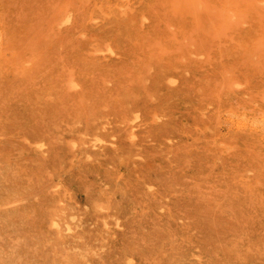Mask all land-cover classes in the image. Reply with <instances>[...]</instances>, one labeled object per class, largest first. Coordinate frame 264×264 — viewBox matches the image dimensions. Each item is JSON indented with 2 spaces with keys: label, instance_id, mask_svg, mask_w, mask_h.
Masks as SVG:
<instances>
[{
  "label": "rangeland",
  "instance_id": "1",
  "mask_svg": "<svg viewBox=\"0 0 264 264\" xmlns=\"http://www.w3.org/2000/svg\"><path fill=\"white\" fill-rule=\"evenodd\" d=\"M151 1L152 0H150V1L149 0H6V1H4V2H6L4 4H3V0L0 2V18H1V20L3 19V17L5 18L2 20V22H0V24L5 26V28L2 25L0 26V33H2V34L4 33L3 36H2V34H0V42H1V47H0V65H1V67H0V137H1V141H0V144H2V146H0V151L2 150L1 151L2 155L0 154V162L3 161L2 164L0 163V166H1V169H0L1 170V173H0V178H1L0 179V188H1L0 192L7 193V191L9 190L10 192L13 191L12 194L15 195L14 191L17 190L16 191L17 194L15 195V198H16V196H17V198H19L17 200L14 198L15 201H12L13 198L6 199L10 193L9 191H8V195L6 197L4 194L2 197L1 196L2 193H0V196L2 197V198L0 197V199H1L0 203L4 200L5 201L8 200L9 204H10L9 201H11V203H13L12 205L10 204L12 207L10 205H8L7 201H6V203L4 202L5 206L0 205V212H3V213H0V219H3V220H0V222H1L0 223V234L2 236L4 235L6 237L5 238L3 236L4 237L3 238L0 236V238H2V239H0V249H1V251H0V264H2V263H7V264H13V263L14 264H42L41 261H43L44 264H47V263H45L47 261V258H49V261H47V262H49V264H50V262L52 264H55L57 261L58 262L56 264H61L60 261L62 262V264H64V261L68 262L67 264H74V263L75 264H77V263L81 264L83 262V260L86 261L87 259H88V261L87 262L84 261L83 264H85V263L89 264L90 262H93V264H97V263L103 264L104 260L107 261L106 264L107 263L112 264V260L110 261V259H113V262H114L113 264H118V263L123 264V262H124V264H148L150 261L153 262L154 264L155 263L158 264L157 262H160L161 264H166V260H164V259L167 258L166 257L167 255L170 258V259L167 258V260L168 259L170 260V261L169 260L167 261L168 264H169V262H171V260L173 261V262H171V264H175V263L180 264V262L181 263L183 262V264H186V263L189 264V261H192V263H193V261L196 262L197 260L198 261L196 263L194 262L195 264H206V263H208V262H202V259H204V261H209V262L212 261L210 264H213L214 262H215L214 264H219V263L220 264H237L238 262H240L238 264H243V263L249 264V262H250V264L251 263L252 264L253 263L254 264H258V263L264 264V261H263L264 260V257H263L264 254H261V253H264V248H263L264 245L261 244L262 243L261 240L258 241L259 239L263 238V242H264V237H262V235L264 234V230H263V228H264V222H263L264 216L262 215L261 212H260V214L262 216L258 212L259 210L264 211V207L259 208V210H258V208H256L258 206L260 207V205L264 206V203L262 204V200H264L263 199L264 197L261 199L257 198L258 197L257 195H260L259 198L261 196H264V188H263L264 187V185H263L264 180L261 179V178H264V176H263L264 173H262V172H264L263 171L264 170L263 169L264 168L263 167V165H264V163H263L264 162V158H263L264 157V151H263L264 150V136H263L264 135V107L262 106V105H264V86H263V84H264V78H263L264 77V73H263V70H264L263 69L264 68V0H153L152 2ZM121 6H122V8H121ZM127 7H129V8L127 9ZM145 7H148V8H145ZM107 9H109V10H107ZM115 9L117 10V12L115 11ZM229 10H231V12ZM114 11L116 14H118L116 16L120 19L117 20V18L115 17ZM133 12H134V14L136 13L135 15L137 18H134L135 16H134ZM229 12L231 14H229ZM113 13H114V16H113ZM122 13H124L123 16H121ZM111 14L113 17H111V20H109L110 19L109 16H111ZM126 15L127 16L129 15L128 17H130V18L127 19V17H124ZM131 15L133 16V18ZM121 17L124 19H121ZM126 19H127V21L129 19H131L132 21L130 22V20H129L128 22L130 24L131 23H133V24L127 25L129 23L126 24V22H125V24H126L125 25L123 23L124 21L121 22V20H126ZM135 19L140 23L139 26H138V22ZM135 25L137 27L142 26L140 28V31H138L139 28L138 29H136L137 27L134 28ZM1 28L3 30L5 29L4 32H2L3 30ZM167 29H169L170 31L169 30L167 31ZM135 31H137V33ZM166 31H167V33H166ZM140 32H142L141 36L139 35L137 37L136 35L140 34ZM168 33L170 35H168ZM132 34H134V36ZM129 35H130V40L128 39ZM160 35H163V37ZM252 36H253V38H252ZM140 37H142V39H140ZM132 38L134 40H132ZM161 38H163L164 40ZM125 39H126V41L128 40L129 42L128 41L125 42ZM135 39L137 40L136 42H135ZM246 39H247V41H246ZM141 40H142V42L140 43ZM131 41L134 42V44L133 43L131 44ZM153 41L155 42V44H157L156 46L154 45ZM250 41H251V43H250ZM163 42L165 43L166 46L164 45ZM108 44L110 45V48H111L110 50L108 48L109 47ZM141 44H142V46H141ZM101 45L103 47L106 45L105 49L102 48ZM230 46H231V48H230ZM152 47H154V48H152ZM169 47L172 49H169ZM221 47L223 50H225V49H228V50H225V52H223V50L221 49L222 51H220ZM139 48H142V49H139ZM163 48L167 52H165ZM133 49H136V50H133ZM158 49L160 50V54L162 53L161 56L159 53H157L159 51ZM126 50H128V51H126ZM179 50H181L180 51L181 53L183 50L185 52L182 54V56H180L178 58V57H176V55L179 53L178 52ZM130 51H131V53H130ZM138 51H140V54H137V53H139ZM169 51L171 53L170 56L175 55V58H174V56H171L173 58H171L169 56ZM174 51H175V53H174ZM124 52H125V54H124ZM134 52H135V54L138 55V57L140 59L139 58L135 59V57H137V55L135 56ZM186 52H187V54H186ZM147 53L148 54L150 53V54L147 55ZM152 53H153V55H156V53H157V55H156L157 58L159 55V58H158L159 61L157 60L156 56L154 57L152 55ZM181 53H179V54H181ZM145 54L150 57V58H148V60L152 61V63L148 62L147 56ZM179 54H178V56H179ZM184 54L187 56L184 57L185 56ZM198 54H199V56H198ZM132 55H134V59L131 58ZM141 55H143V56H141ZM208 55L212 59V61H211V59L209 60ZM190 57L191 58L194 57L193 58L194 60L192 59L189 61L188 59H190ZM207 57H208V60L211 61L210 63H209V61H207ZM218 57H221V58H219V61H218ZM153 58H155L157 63H155L156 61ZM195 58L203 66L202 70L200 68L202 66H200V64L197 65L198 64L197 61L194 62ZM83 59H86V60H83ZM137 59H138V61L144 60L141 62V63L144 62L142 64L144 66L140 65L141 64L140 62L138 65ZM174 59H176L178 63H176V60L174 62ZM213 59L215 61L217 59V61L215 62ZM81 60L84 62H81ZM123 60L125 62H128V61L130 62L131 60L132 61L134 60L133 61L134 65L132 66V68L134 67L136 69L133 68L132 70H129L130 67L129 68H127V67H128V65L129 66L132 65V64L130 65V63H132V61L130 63L129 62L125 63ZM165 60H166V62L164 63ZM75 61L77 63L76 66H75L76 63L74 64ZM87 61L90 63H88ZM122 61H123V63H121V64L122 65L125 64L123 66L126 67V69L124 67V69L126 70L124 72V74L122 71L121 72L117 71V70L121 69V68L117 67L118 66L117 64H119V66H121L120 63H118V62H122ZM172 61H173V63H172ZM185 61L186 62L189 61V63L191 65L188 62H187L188 63L187 64ZM79 62H81V63H79ZM184 62H185V65H184ZM203 62L207 63V65H203L204 64ZM214 62L217 63V66ZM162 63H164V64H162ZM211 63H213L214 65H210ZM229 63H230V65H229ZM79 64H84V66L86 64H89V65L85 66V67H83V65H80V68H79ZM114 64L116 65V67ZM166 64H170L171 66L166 65ZM173 64L175 66L176 65L177 66L175 67ZM192 64L193 65L195 64L194 65L195 67ZM135 65H136V67H135ZM165 65L168 67L170 66V67L169 68L165 67ZM189 65H190V67H189ZM209 65L213 68L210 69ZM259 65H260V67H259ZM96 66H97V70H96ZM123 66H121V67H123ZM178 66L182 67V68H179ZM218 66H219V68H218ZM220 66H221V68H220ZM234 66L237 67L238 70L235 71ZM73 67L74 68L76 67L75 70L76 71L78 70V71L75 72ZM98 67H99V69H98ZM101 67H102V70L100 69ZM139 67L142 69V71H140L141 69ZM171 67L173 68V69H171L173 71L170 70ZM222 67L224 68L223 70L226 71V73L230 69H232L230 71H232V72L234 71V73H230V75H229V72H228L226 74L222 70ZM242 67H244L245 70H243ZM111 68L112 69L115 68V69H113L115 74L113 73V70ZM225 68H227V69H225ZM241 68L243 71L241 70ZM259 68H261V69H259ZM105 69H106V72L104 73L105 80H102V81H104V82H102L101 79H104L102 76H103V72L105 71ZM108 69H110V70L108 71ZM157 69L159 71H157ZM179 69L181 71H179ZM191 69H194V70H191ZM213 69H215V70H213ZM217 69H220L223 73ZM98 70H101V72L100 71L98 72ZM121 70H123V68ZM133 70L134 71L138 70V72H133ZM151 70H152V72H156L157 75L154 73H151ZM196 70H198V72ZM129 71L130 72L132 71L131 73H133L134 75H136L138 73L137 75L140 76L141 78L136 76L138 78V79H136V77L134 75L132 77V74ZM176 71H177V73H175ZM199 71H201V72L204 71V72L199 73ZM81 72H83V74L85 72L86 73L88 72L87 73L88 75H86V73H85V75H83ZM116 72L121 73L120 74L121 78L119 77L118 73H116ZM166 72H169V73L167 74ZM191 72L193 75L190 74ZM196 72H197V74H201V75L195 74ZM243 72L244 73L247 72L246 75H248V77L249 76L250 77L248 78L245 75L247 77V79H246V77L243 76ZM99 73H102V74H99ZM203 73H204V75H206L205 78L204 77L202 78ZM240 73H242V76L239 75ZM109 74L113 77H111ZM125 74L126 75L129 74L131 78L129 76H126ZM213 74H214V76H211ZM232 74L233 75L237 74L239 76L235 77L236 78L235 80H234V78H232V81H231V80H229V78L233 77ZM69 75L71 76V78H69ZM75 75H77V76L75 77ZM91 75L93 76V79H92ZM105 75H108L107 80H106ZM121 75L123 77L126 76V78L124 77L125 80ZM152 75H155V78ZM185 75H186V77H185ZM216 75H221V76L218 77ZM83 76L84 77L89 76L88 79L85 78L88 82L84 79ZM115 76L116 77L118 76V78H115ZM100 77H101V79H100ZM193 77H194V80H193ZM211 77H212L213 81H212ZM214 77H216V78H214ZM221 77H222V79L220 80ZM242 77L245 79H242ZM74 78H76L77 80ZM95 78L97 80H100V81H98L99 83L96 81ZM134 78H135V80H134ZM152 78H153V80H152ZM197 78H199V79H197ZM111 79H114V80H111ZM121 79H122V81H121ZM195 79H197V80H195ZM200 79H202V81ZM217 79H219V80H217ZM248 79H250V81ZM70 80H72V81H70ZM92 80H94L95 82ZM108 80H110V81H108ZM139 80H141V83H143V85L140 82L137 84V82ZM199 80L201 81L200 83H199ZM203 80H205V82H203ZM215 80H216V82H214ZM247 80H248V82H246ZM111 81L114 82V83L112 82L114 84V86L121 84L123 82L121 84V86H123V88L120 85H118L120 87L116 86L117 89L118 88L121 89L120 90L121 93H119L120 92L119 89H118V93L116 92V94H115V91H117V89H113L114 91H112L111 86H113V85H112ZM118 81H121V82L119 83ZM148 81L151 83L150 84L151 86L149 85L150 87H148V84H149ZM196 81L198 83H196ZM69 82L71 83V85H72V83L73 84L75 83V85L70 86V85H68V84H70ZM117 82H118V84H117ZM126 82H128V83H126ZM206 82H207V85H209L208 87H207V85H204ZM211 82H212V84H211ZM226 82H228V83L225 84ZM235 82H238V83H235ZM253 82H256V83L253 84V87H251L252 86L251 84ZM54 83L56 84V86L53 85ZM131 83H134L135 85H132ZM189 83H190V85H189ZM194 83H196V84H194ZM201 83H202V85H201ZM213 83L219 84V85H217V89L219 87L221 92H224V93L218 92V94L221 93V95L219 94L220 95L219 96L217 94V91H219V90L216 89V86ZM247 83L250 86H248V85L246 86ZM90 84H91V86H90ZM139 84L142 87L144 86V89L140 88L141 86ZM161 84L162 85L164 84V86H161ZM165 84H166V86H165ZM236 84H238V85H236ZM50 85H52L53 87ZM97 85H99V86H97ZM102 85H104L103 87H106V88H103V87L101 88ZM124 85H126V88L128 91L125 89ZM137 85H139L140 87ZM210 85L211 86L214 85L215 87L212 86V89H211ZM86 86L88 89L85 88ZM92 86H93V88H92ZM127 86H129V87H127ZM130 86L132 89L130 88ZM98 87H100V89ZM201 87H203V89ZM128 88H130V89H128ZM145 88H146V90H145ZM152 88H154V89H152ZM194 88H195V90H194ZM259 88H260V91L262 93L259 91ZM105 89H108V90H105ZM133 89L135 90V92H133L134 91ZM201 89H202V92H199ZM130 90L132 93L129 92ZM147 90H149V91H147ZM206 90H208V91H206ZM210 90H214V91H210ZM142 91H144V92H142ZM195 91L198 94L199 93L202 95L204 94V96H201L200 94L198 96V94ZM203 91H205V92L203 93ZM246 91L248 93L250 92L251 94L249 93V95H248ZM43 92L45 93V96H44V94H42ZM170 92H171V94H170ZM182 92H184L185 94H183ZM186 92L189 96L186 94ZM253 92H255V93H253ZM258 92H259V95H258ZM181 93H182V95H181ZM206 93H208V94H206ZM172 94H174V95H172ZM175 94H178V95H175ZM209 94L211 95V97H209ZM167 95H169V96H167ZM194 95H196L198 97H195ZM207 95L209 98L207 97ZM254 95H255V97H254ZM256 95L258 96V98H256ZM170 96H172V97H170ZM214 96H217V97L214 98ZM43 97H45V98H43ZM118 97H120L121 101ZM121 97H123L124 100H122ZM161 97H163V99ZM175 97H176V99H175ZM200 97L204 98L205 101H202L203 103H200V100H203V98L201 99ZM28 98H29V100H28ZM30 98H33L34 100L30 99ZM131 98H133V99H131ZM183 98H184V101H183ZM199 98H200V100H199ZM35 99H38V102H36L37 100H35ZM130 99H131V101H130ZM193 99H194V101H193ZM209 99H211V102ZM241 99L243 100V102ZM261 99H262V101H261ZM142 100H143V102H144V100H145V102L147 101L146 105H144L145 103L143 104L141 102ZM169 100H172V101H169ZM190 100L193 103V105L191 102H189ZM207 100H208V102H207ZM218 100L220 101V102H218L219 105H217ZM43 101H44V103H43ZM155 101H157V102H155ZM185 101H186V103H184ZM154 102H155V104H154ZM163 102H164V105H165V103L171 104V105H165V106L161 105ZM178 102H180L179 103L180 106H177V105H179ZM221 102H222V104H221ZM22 103H23V105H22ZM28 103H30V104H28ZM39 103H41V104H39ZM149 103H150V106H148ZM199 103L202 105H200ZM32 104H34V106H32ZM195 104H197V105H195ZM224 104H226V105L224 106ZM27 105H28V107H27ZM30 105L32 107H29ZM158 105H159V108L157 107ZM183 105H184L185 109H183ZM203 105L205 106V108L204 107L202 108ZM216 105H217V107H216ZM141 106L143 107V109L141 108ZM145 106H147V107H145ZM190 106H192V107H190ZM219 106H220V108H219ZM223 106L225 107L224 111H223V108H224ZM154 107H156L157 112L155 111L156 109ZM160 107H163V109L161 108L162 111L160 110ZM177 107H179V108H177ZM189 107H190V109H189ZM193 107H196L197 110ZM240 107H241V110H240ZM148 108L150 110L153 108L154 110L153 111L147 110ZM172 108H173V110H172ZM210 108L212 111L210 110ZM193 109H195L194 112H193ZM170 110H171V112H170ZM217 110H219L218 113H217ZM174 111H176V112L174 113ZM197 111H198V113H197ZM161 112H163V113H161ZM185 112H186V114H185ZM188 112H190V113H188ZM194 113H196V115ZM216 114L218 115V117L222 116L223 119L218 118ZM149 115L150 116L152 115V117H149ZM189 115H191V116H189ZM197 115H198V117H197ZM243 115H245V116L243 117ZM26 116H29L31 119H29V117L27 118ZM146 116L149 117V120H146L147 119ZM178 117H179L180 121L178 120ZM187 117L190 120H188ZM202 117L205 118L206 120H204ZM174 118H177V120ZM209 118L213 119L214 122H212V120H210ZM216 119H217V121L221 120L220 123H218L216 121ZM218 119H220V120H218ZM175 120L179 121V123H177ZM192 120L194 122H191ZM201 120H202V122H201ZM225 120H227V121H225ZM195 122L196 123L198 122V123L196 124ZM205 122H207L208 124H206ZM190 123L191 124L194 123V124H192L193 128L190 125ZM152 124H154L155 126L157 124V126L155 127ZM162 124L164 126H166V128L164 126H163L164 128L158 127L159 125H162ZM198 124H200L201 126ZM209 124H210V126L211 125H213V126L210 127ZM226 125H228V126H226ZM168 126L169 127L171 126L173 130L171 129V127L168 128ZM202 126H204L203 127L204 130L201 128ZM179 127H181V128H179ZM197 127L199 129H197ZM216 127H218V128H216ZM254 127H256L255 131H254ZM232 129H234V131ZM237 129H240V131ZM241 129H243L244 132L247 130L246 131L247 133L245 132V134H242ZM250 129H252V131ZM168 130H170V131H168ZM201 130H203L202 132L204 134H202ZM213 130H214V132H217V133L220 132V133L215 134V133H213ZM217 130H219V131H217ZM230 130H231V132H230ZM249 130L252 132V136H249L251 134V132ZM171 131L174 133H172ZM209 131H211V132H209ZM256 131H258V134L254 133ZM259 131L261 133H259ZM195 132H197V133H195ZM229 132H230V134H228ZM233 132H235V135L233 134L234 136L232 135ZM238 132L241 134L237 135ZM187 133H189V134L187 135ZM192 133L196 134V135H193ZM199 133L201 134V136L197 137V134L200 135ZM205 133H206V135L208 133V135L205 136ZM53 134H55V135H53ZM246 134H247V136H249V138L246 136ZM49 135H50V137H48ZM174 135H176V136H174ZM231 135L233 136V138H235L234 139L235 141L233 140ZM236 135H237V137L240 138V142H237L236 139H238V138L236 137ZM189 136H191V137H189ZM192 136L197 137V138H194ZM223 136L225 137V139H223L224 138ZM227 136H228V138H227ZM52 137L53 138L55 137L54 140H52ZM96 137H98V138H96ZM229 137L232 140H230ZM250 137H253V139H251V141H250ZM44 138H45V140H44ZM38 139L40 140V142ZM181 139H183L184 143L181 141ZM191 139H192V141H189ZM252 140H257L259 143L256 144L257 143L256 141H253L254 142L253 143ZM259 140H261V141H259ZM49 141H50V143L52 142V145H49ZM193 141H196L197 143L200 141L201 142L203 141V142L202 143L200 142L201 144L200 143L197 144L195 142L196 143L195 144ZM223 141H225V142H223ZM243 141L244 142L246 141L245 142L246 145L249 142L247 147L253 145V148L248 147L249 149H247L246 145L244 143H242ZM67 142L70 146L69 149H68V145L66 144ZM181 142L183 143V146H182ZM191 142L193 145L191 144ZM228 142H231V144H233V145H230V143L228 144ZM235 142H237L238 145L240 144L241 146H239V147L235 146V145H237V144L234 145ZM261 142H263V143H261ZM186 144H188V145L185 147L184 145H186ZM219 144L222 146H225V147H222ZM254 144L259 145V146L255 147ZM38 145H40V147ZM53 145H56V146H54V148H53ZM217 145H219L221 148ZM181 146L185 147V148H181ZM189 146H191V147H189ZM164 147L168 148V150L166 149L165 152H164ZM234 147H236L237 151L234 150L235 149ZM242 147H243V149H242ZM86 148H87V150H86ZM208 148L210 149V151ZM217 148H219V149L216 150ZM162 149H163V151H161ZM232 149H233V151H235V153L232 151ZM239 149H241V150L238 151ZM253 149H255L256 153L254 152ZM33 150H35V151L37 150V152L39 154H37V152H34ZM64 150H66L65 155H63ZM250 150H251V153L249 152ZM6 151L7 152L9 151V152L7 153ZM59 151H62V152H59ZM214 151H218V152L214 153ZM243 151H245L246 153ZM33 152H34V155H33ZM66 152H68V153H66ZM70 152H71V155H72V153H73V155L70 156V158H68L67 154H70ZM172 152H173V154H172ZM226 152L227 153L230 152V153L227 154ZM258 152L260 154H258ZM5 153H7V156ZM10 153L12 155L14 154L13 157H12V155L9 156ZM86 153H89V155ZM201 153L204 156V157L202 156V160H201V156H200ZM216 153L218 155H216ZM237 153L239 155H237ZM252 153H255V154H252ZM36 154H37V156H36ZM76 154L78 155V157H76ZM233 154H235V155H233ZM261 154H263V155H261ZM52 155H53V157H52ZM82 155H83V157H82ZM236 155H237V157H236ZM251 155L252 156L254 155L252 158L253 160L248 159V158L252 157ZM62 156L63 157L66 156V157L63 158ZM219 156L221 158L218 159ZM246 156H247V158H246ZM259 156H260V158H259ZM223 157H225L226 159ZM234 157L236 159H238L240 162L238 160H236ZM79 158H81V159H79ZM82 158L85 161H83ZM185 158H186V160L189 159L190 161H186ZM229 158H231V160ZM244 158H245V160H243ZM256 158H259V159H256ZM3 159L4 160L8 159V160L5 161L6 162L5 163ZM10 159H11V161H9ZM63 159H64V161H63ZM260 159L263 162H260ZM13 160H14V162H13ZM233 160H235V162ZM241 160L245 163H243V162L241 163ZM247 160H249V161H247ZM251 160L253 161V164H250V162H252ZM72 161H74V162H72ZM154 161H155L156 166L153 169ZM213 161H215V162H213ZM236 161H237V163H236ZM255 161H257V162H255ZM7 162H8V165H9V163H12V162L16 163L14 165L12 164L14 166V168L13 167L12 168L15 169V168L19 167L18 169L20 170V172H21V169L23 167V169H25V170L22 169L21 173H24L26 176L23 174H20V172H17L18 170L11 169L12 165L10 167L6 166L9 169L8 170L6 168L7 169V171H6L4 166L7 164ZM227 162H229V163H227ZM232 162H233V164H232ZM80 163H81V165H80ZM234 163H235V167L240 168L241 171H240V169L236 170L238 168L234 169L235 168L233 166ZM254 163H255V165L259 164L260 167L255 166ZM260 163H263V165ZM20 164H21V167H20ZM31 164H33V166H31ZM151 164H153V166H152V168H149V167H151ZM166 164L167 165L170 164V166H167ZM211 164L212 165L214 164L217 166H212ZM227 164H229L230 166ZM238 164H241V165H238ZM210 165L213 168L209 167ZM251 165L253 168L251 167ZM214 167H215V169H214ZM245 167H248V168H245ZM254 167H256V169H254ZM261 167L263 170L261 169ZM159 168L161 169V171H159ZM176 168L178 170H176ZM205 168H206V170H205ZM3 169H5V173L2 172V171H4ZM78 169L80 171H78ZM156 169H157V171H156ZM165 169H167V170L165 171ZM212 169H214L216 171H214ZM81 170L85 171L84 172L85 174ZM175 170L178 173L175 172ZM219 170H220V173L217 172ZM259 170H261V173L263 175L258 173V172H260ZM227 171L228 172L232 171V173H227ZM233 171H235V172H233ZM10 172H11L12 176L9 175ZM190 172H192V173H190ZM221 172H222V174H221ZM236 172H237V174H236ZM13 173H14V175L15 174L21 175V176L15 175L18 178L17 181L22 182V183L18 182L19 183L18 185L21 187L18 186V188H16L17 187V184H16L17 181H16V178L13 175ZM79 173H80V176L84 177V176H86V174L88 176H86L85 178H83V177L80 178V176L78 175ZM160 173H162V174H160ZM233 173H235V175ZM243 173H245L244 176H243ZM38 174H39L38 178L40 179L42 177L43 181H42V179L40 181L37 177H35V176H38ZM112 174H113V177H111ZM194 174H195V176H194ZM253 174H254V176L251 177ZM255 174L258 176L255 177ZM1 175H4V176H1ZM6 175H7V177H6ZM40 175H41V177H40ZM163 175L165 176V178L167 176L166 181L163 180ZM182 175L183 176L185 175V176L183 177ZM212 175H214V176H212ZM176 176H177V178H176ZM215 176L220 177V178H217ZM3 177H6V178H3ZM44 177H45V179H44ZM108 177H111L112 181L110 178L108 179ZM180 177H182V178H180ZM232 177H234V178H232ZM237 177L239 178L238 179L239 180V187L237 186V183H236L238 181ZM250 177H251V179H250ZM2 178H3V180H2ZM22 178H23V180H22ZM33 178L34 179L36 178V179L34 180ZM231 178L233 179L232 181H234L236 179L235 180L236 182L231 183L232 182ZM256 178H258V179H256ZM4 179L7 181L5 182ZM8 179H9V181H8ZM12 179H14L15 181ZM47 179H48V181H47ZM82 179L85 181H83ZM115 179H116V181H113ZM246 179H247V181H245ZM248 179H249V181H248ZM10 180H12V182ZM24 180H25V182H23ZM29 180H31V181L29 182ZM196 180L198 181V184L200 186L199 188H198V184H197V186L194 185L195 183H197ZM213 180H214V182H213ZM228 180H230V182ZM242 180L244 181V183ZM250 180H253V181H250ZM82 181L84 182V184ZM159 181H160V183H159ZM34 182H36V183H34ZM40 182H41V184L44 183L43 186L40 184ZM85 182H88V183H85ZM109 182H113L115 184V186H113L114 185L113 183H109ZM151 182H152V184H151ZM155 182H156V184H155ZM248 182H250V183H248ZM9 183H12L13 185L16 184V185L13 186L11 184L12 186L10 188ZM20 183L22 185H20ZM95 183H97L98 186ZM162 183H163V185H162ZM252 183H253V185H251ZM85 184H87V185H85ZM118 184H119V187H118ZM182 184L185 185V187L182 186ZM192 184H193V186H192ZM256 184L258 185L257 187H256ZM66 185L68 188H66ZM204 185H205V187H204ZM259 185L263 189H261L259 187ZM3 186H6V188H4ZM36 186H38V187H36ZM116 186H117V188H115V189L112 188V187H116ZM166 186L171 187V189L166 187ZM7 187H9L10 189H8ZM12 187H13V189H15V188L16 189L13 190ZM96 187H99V188H96ZM244 187H246L249 192L253 188L254 190L252 189V191H251L253 194L246 191L247 189ZM23 188H25V190H23ZM237 188H240V190L239 189L238 190L243 192L244 194L239 192L237 190ZM243 188L246 190L244 191ZM11 189H12V191H11ZM18 189H20V190H18ZM26 189L28 190V192H26L27 191ZM97 189H98V191H97ZM113 189L116 192H114ZM180 189H181V192H180ZM258 189H260V190L258 191ZM42 190H44V191H42ZM71 190H74V191H71ZM105 190H106V193H105ZM166 190H168V193L166 192ZM173 190H174V192H173ZM196 190H198V193H200V192L201 193L200 194L196 193L195 192ZM63 191H64V193H61ZM95 191H97V192H95ZM112 191L114 193H112ZM47 192H49L48 195L46 194ZM52 192L53 193L55 192L53 196H52ZM100 192H102V193L98 194ZM103 192L106 195H104ZM164 192L169 197L165 196L166 194ZM235 192H237L238 196L236 195ZM256 192H260V193L256 194ZM19 193L21 194L22 197H23V195L25 196V194H26L27 196H25V198L26 197L28 198V196H29L32 198V200H31V198L26 200L24 197L22 198L20 195L18 196ZM73 193L75 196H73ZM95 193H97V194H95ZM109 193H111V194H109ZM239 193H241V195ZM247 193H249L248 196H247ZM34 194H36V195H34ZM45 194L47 196H45ZM58 194H60V195H58ZM61 194L63 197H61ZM107 194H108V196H107ZM192 194H194L195 200L198 199L199 202H198V200H197V202L194 201L193 196H191ZM66 195H67V197H66ZM92 195L94 197H92ZM146 195L149 197H147ZM156 195H157V197L161 196L162 198L154 197ZM239 195H240V197H239ZM104 196H107V199H106V197L104 198ZM109 196H110V198L113 197L111 201H110V198L108 199ZM198 196L200 197V199L198 198ZM72 197H75L74 199L76 200L75 201L76 203L72 200L73 199ZM90 197L94 200L93 202H92V199ZM249 197H250V199H248ZM3 198H5V199H3ZM8 198H9V196H8ZM61 198H62V200H61ZM155 198L157 199V201ZM172 198H174V199H172ZM54 199L55 200L57 199L56 203H54L55 202ZM67 199H69V200H67ZM88 199L90 200V202ZM99 199H100V202L98 201ZM105 199L108 201H106ZM160 199L162 201L164 200L163 202L165 205L163 204V202ZM49 200H51V201H49ZM87 200H88V202H87ZM101 200L104 201V203ZM237 200L239 202L241 200L242 201L239 203V202H236ZM246 200H249V202ZM33 201L35 203H33ZM105 201H106V204L107 203H110V204L106 205ZM115 201H117V203ZM255 201L257 203H254ZM38 202H39V204H38L39 209H38V207H36L37 206L36 203H38ZM41 202L43 203V205ZM57 202L59 203V205H57V207H56L55 205L58 204ZM66 202H68L69 204L68 203L66 204ZM101 202L103 203V205H101ZM153 202H155V205ZM158 202H161V204L160 203L158 204ZM250 202H252L253 208L248 209L249 207H251ZM22 203H24V206L26 205L28 207L27 208H26V206L24 207ZM73 203L75 205H73ZM97 203H99V204H97ZM111 203H115L113 205L116 206V204H117L119 207L116 208L117 206L114 207ZM201 203H202L201 206L198 205ZM213 203H215V205ZM1 204H3V202ZM6 204H7L8 208H7ZM44 204H46V205H44ZM47 204L51 205V207ZM239 204L242 207L244 205V209L242 207H240ZM248 204H250L249 207L247 206ZM255 204H257V206ZM30 205H31V207H29ZM60 205H61V207H59V208H61V209L58 208V206H60ZM91 205H92V207H91ZM144 205H146V206L144 207ZM147 205H148V208L150 210H148ZM160 205H162V206H160ZM172 205H174V207ZM190 205H192V206L190 207ZM13 206H15L16 208H14ZM67 206H68V208L70 207L71 209L70 208L68 209ZM72 206H74V207H72ZM81 206H83V207H81ZM107 206H109V207H107ZM183 206H184V209L182 208ZM207 206H208V208H207ZM213 206H217V207H213ZM245 206L248 207L247 210L248 211L250 210L249 212L253 211V209L256 208V210H258L257 211L258 213L254 214V211H256V210L253 211V215H251L252 212H251V214L247 213L248 211L247 210H246L247 212L245 211V209H246ZM93 207H95L96 209ZM102 207H104V208H102ZM140 207H141V210H140ZM142 207H144V210ZM169 207L171 208L170 211H169ZM185 207H186V209H185ZM211 207H213V208H211ZM19 208L23 212H21ZM51 208H52V210H51L52 212L55 211L54 216H53V213L51 214V211H50ZM98 208H101V210L100 209L98 210ZM124 208H126V209H124ZM146 208H147V210H146ZM193 208H194V210L192 211L191 209H193ZM13 209L15 210V212H13ZM30 209H32V211ZM35 209H36V211H35ZM44 209H46V210H44ZM62 209H63V211H62ZM175 209L177 212L175 211ZM241 209H243V210H241ZM10 210H12V211H10ZM18 210L20 213L18 212ZM29 210H30V213L32 215L28 213ZM74 210H76L77 213H76V211L74 213ZM135 210H136V212H138V214L136 213L137 215L134 212ZM180 210L181 211L183 210V211L180 212ZM196 210H198V211H196ZM208 210H211V211L209 212ZM26 211H28V212H26ZM37 211H38V213H40L39 214L40 216L36 213ZM39 211H41V212H39ZM65 211L67 212V214ZM91 211L94 212L93 215H92ZM99 211H102V212H99ZM139 211H141V212H139ZM190 211L194 212L193 215H192V213H190ZM205 211H208V212H205ZM243 211H245L244 212L245 215H244V213H242ZM24 212H26V213H24ZM71 212H72V214H71ZM78 212H80V214ZM97 212H99V214ZM155 212H157L159 214H157ZM160 212H161V214H160ZM197 212H198V216H197ZM204 212L206 214H204ZM223 212H225V213H223ZM228 212L230 214L231 213L232 214L229 215ZM18 213L21 215H18ZM34 213H35V216H33ZM81 213H83L82 214L83 216L81 215ZM207 213H209V215ZM213 213L215 214V217L211 216ZM218 213L220 214V216ZM246 213L248 215L249 214L251 215V216L247 215V217H249V220H247L248 218L245 217ZM22 214H25V215H22ZM44 214H46V215H44ZM50 214L55 219H53L52 216L50 217ZM95 214H96V216H95ZM146 214L148 215V218H146L147 217ZM180 214H182L183 216ZM216 214H218L219 218ZM257 214L259 217H257ZM29 215H31V216H29ZM42 215L45 217L44 219H43ZM60 215H61V217H60ZM97 215H99V216L103 215V216L97 217ZM153 215H155V216H153ZM158 215L159 216L161 215V217L163 219L161 217H159ZM168 215H169V217H168ZM199 215H201V216H199ZM203 215L206 217H203ZM222 215H224V216L226 215L225 217H227V219L225 217H223ZM255 215H256V219L257 218H260V219H257V221H256V219H254ZM26 216H27L28 220H27ZM36 216H37V218H36ZM38 216L41 218H39ZM72 216H73V218H72ZM187 216H189L190 218H188ZM207 216L209 217L208 220L212 219V220H210V222L207 220ZM167 217H168V219L166 220ZM170 217H172V218H170ZM5 218L7 221L9 220L8 223H7V221H5ZM15 218H17V219L15 220ZM35 218L37 220L36 223H35ZM169 218H170V220H169ZM191 218L192 219L197 218V220H192V221L190 220L192 222L191 223L189 221V219H191ZM202 218H203V220H202ZM213 218H214V220H213ZM228 218H230V219H228ZM42 219L45 220V222L42 221ZM245 219H246V221H244ZM261 219L263 221H260ZM159 220H160V222H159ZM168 220L170 221V223L168 222ZM222 220H223V222H222ZM224 220H226L228 225L226 224V222H224ZM252 220L254 221V223H252L253 222ZM13 221H14V223H12ZM16 221H17V223H16ZM55 221H57V222H55ZM70 221H73V222H70ZM161 221H163L164 223ZM171 221H172V223H171ZM193 221L195 224L193 223ZM197 221H200V222L197 223ZM201 221H204L206 224L204 225L203 224L204 222L202 223ZM22 222H25V223H22ZM165 222H166V224H165ZM187 222L189 224H187ZM239 222H240V224H239ZM28 223H29V225L26 226ZM33 223H34V225H33ZM47 223H48V226H47ZM196 223H197V225H196ZM207 223H210V224H207ZM257 223H259L260 226L255 225ZM4 224H5V226L7 225V226H12V227L11 228L9 227L10 229H8L7 226L6 227L4 226ZM164 224H165V226H164ZM245 224L249 225V226L247 227ZM35 225H36V227L39 225H41V226L36 228ZM159 225H161L162 227H159ZM167 225H168V227H167ZM171 225H173L177 230L175 228H172L173 226H171ZM185 225H186V227H185ZM189 225H193V227L194 228L196 227V229L198 231ZM233 225H234V227H232ZM261 225H263L262 228H261ZM43 226H44V228H43ZM169 226H171V227H169ZM209 226H210V228H208ZM223 226H224L223 229H226V230L222 229ZM243 226L247 227L248 229L243 228V230H241L242 231L241 232L240 227H243ZM17 227L20 228L21 232H20V230L18 231ZM23 227H25L26 229ZM30 227H31V229H30ZM48 227H49V229H48ZM52 227L53 228L55 227V228L53 229ZM202 227H203V230H206V233H205V231L202 232V230H201ZM206 227H207V229H205ZM230 227H232V228H230ZM236 227H238V228H236ZM181 228H183V229H181ZM213 228L216 230H214ZM5 229H6V231H4ZM156 229H159V230H156ZM164 229L167 230V231L165 230L167 232V234H166V232H164ZM209 229H211V230H209ZM244 229H246V232H244L245 231ZM260 229H262V230H260ZM27 230L30 232L32 231L31 234ZM49 230L51 231V233ZM169 230H170V232H169ZM171 230H173V232ZM182 230H184L185 232L184 231L181 232ZM231 230L232 231L238 230L239 231L238 233H240V232L241 233L238 234L237 231L231 232ZM86 231H87V233H86ZM188 231L190 232V235H191V233L193 234L192 236H194L193 238H195L194 241H193V238L189 235ZM253 231H255L254 233L257 232L255 237L253 236L254 235ZM3 232H5V233L8 232V233L5 234ZM186 232H188V233H186ZM195 232L197 233L196 235H198L199 238L200 237L202 238V240H201V238L199 239L197 236H196L197 238L195 237ZM199 232H202L205 236L206 235L208 236V233H209L208 237L210 239L207 236L205 237L203 234H202L203 235L202 236L201 233L199 234ZM258 232H261L263 234L261 235V233H260V235H261L260 236ZM48 233H50L52 235H50ZM168 233L169 234L172 233V234L169 235ZM173 233H175V235ZM232 233L235 235H233ZM17 234H19V235H17ZM21 234H23V236ZM88 234H90V236H89L90 238L87 239ZM186 234H188V236H190V237H188V239H190L189 241H191V243L188 242V240L186 241V239H187ZM217 234L222 236V237H219ZM10 235L13 238H15V240H16V238H17V240H19V237H20L19 242L17 240H16L17 242H15L14 239L11 240ZM25 235H26L25 238H27V239L24 238ZM48 235H50L51 237L49 236L50 238H48ZM82 235H83V238L81 237ZM84 235L86 236V238L84 237ZM214 235H216V236H214ZM247 235H250L251 241H249V236H247ZM27 236L28 237L31 236V237H29L31 240ZM238 236H240L241 238ZM242 236H243V238H242ZM256 236H258V239H256ZM170 237H171V239H170ZM244 237L247 238L246 241H245ZM21 238L25 239L24 241L27 240L25 244ZM183 238L185 239L184 242H183ZM206 238H208L209 240ZM253 238H254V240H253ZM3 239H4V241H3ZM5 239H7L6 242H5ZM175 239L176 240L178 239V241L181 239V241L178 243L175 241ZM222 239L225 241L226 244H224V241ZM240 239H241V241H240ZM242 239L244 242L242 241ZM70 240L71 241L73 240V241L70 242ZM76 240L77 241L81 240V242H82L81 246L79 243L80 241L77 242L78 245L76 244V242H74ZM82 240L83 241L85 240V242L83 243ZM90 240L95 241V242H92V241L90 242ZM164 240H165V242H164ZM170 240L174 241V243L171 241L172 243L170 244L169 243ZM197 240H199V242ZM204 240H206V241H204ZM232 240H237V241L235 242ZM43 241H46V242H43ZM47 241H48V243H47ZM160 241H162V242H160ZM216 241H217V243H216ZM219 241L220 242L222 241L221 242L222 244ZM247 241H248V243L246 244L245 242H247ZM10 242H13V243H10ZM34 242H36V244L38 242V244L36 245V244H34ZM68 242H70L71 245ZM157 242H158V244H156ZM186 242H187V244H186ZM195 242H197V244L198 243L199 244L201 243V244L196 245ZM202 242H204V243H202ZM232 242L235 243V245L232 244ZM257 242H260V243H257ZM14 243L17 246V248H16V246L12 245ZM73 243H75L77 246H75V244H73ZM175 243H178L179 247H177L178 245ZM182 243H185V245H182ZM189 243L190 244L194 243L193 244L194 246L193 245L190 246ZM227 243L230 244L231 246L230 245L228 246ZM241 243H243L242 245L246 244V246L243 247L241 245ZM253 243H255V244H253ZM18 244H20V245L18 246ZM43 244H45L44 247L47 249L43 248ZM46 244H47V247H46ZM89 244H90L92 249L94 247L93 246L94 244H98V245H95L96 248H94V250L97 249V251H92L91 249H90L91 251L88 250ZM91 244H93V245H91ZM164 244L166 246H164ZM173 244L175 246H173ZM257 244H258V247H254V245H257ZM1 245L3 247H5V250H4V248H2ZM10 245H12V247ZM23 245H25V246H23ZM33 245L36 246L35 251L36 250L38 251L37 254H36L37 251L34 252V249H32V247L35 248V246H33ZM83 245L86 248L88 245V249L83 248L82 247ZM124 245H125V250L127 251V249H129L127 252L130 251L131 253H127L124 250ZM170 245L172 246L171 251H172V249H175L174 247H177L178 249L173 250V251L174 252L179 251V252H175V254H173L174 252L173 251L171 252L169 250L171 247ZM212 245H213V247H212ZM214 245H215V247H214ZM233 245L236 248L233 249ZM260 245L262 247H260ZM8 246H10L11 248ZM27 246H30V248H28ZM71 246H73V247H71ZM137 246H139V247L137 248ZM161 246L162 247L164 246L163 247L164 249L161 248ZM196 246H198V247H196ZM226 246H228V248ZM239 246H241L244 249V251L246 250L245 248L247 246L249 247V249L247 247L248 250L245 251L246 254L242 248L240 249ZM250 246H251V248H250ZM18 247H20L21 251L19 250ZM74 247H76V248H74ZM7 248H8V251H7ZM141 248H143L145 251H147V252L149 251V252L148 253L146 252V254H145L144 253L145 251L144 252H143V250H142V252L140 251ZM217 248H218L219 253L216 250ZM260 248H261V250H260ZM12 249H13V252L16 251L17 253L13 254L11 252ZM22 249L23 250L26 249L24 251H25V253L27 251V253L25 254ZM49 249H51V250H49ZM58 249L63 250V251L60 252V251H58ZM65 249H66V251H68V253L65 251ZM75 249L76 250L78 249V250L76 251ZM81 249L84 250L85 252L82 251ZM181 249H182V251H180ZM187 249H188V252L186 251V253H185L186 255L183 254V251L187 250ZM227 249L232 250V253L234 255H232L231 251H229ZM251 249H252V251H251ZM254 249L255 250L257 249V251H255ZM53 250H55V253ZM69 250H71L72 255L70 254ZM156 250H157V252H156ZM162 250H163V252H161L159 254L164 255L166 253V255H164V256L160 255L161 258L159 257V255L156 256L158 254V252L162 251ZM164 250H166V251H164ZM223 250L224 251L227 250L226 251L227 253L226 252L224 253ZM233 250H234V252H233ZM238 250L239 251L242 250V253L240 254V252ZM4 251L7 252V255L10 252L12 254L10 253L9 256L4 255L6 253ZM30 251H31V255H30ZM39 251H41V252L39 253ZM43 251L47 252V253L42 254ZM48 251H50L52 253H50ZM105 251H109V252H105ZM121 251H122V253H121ZM260 251H262V252H260ZM57 252L60 253L58 255V256L61 255L60 258L57 256V254H58ZM62 252H63V254H61ZM77 252H78V254H77ZM88 252H90V253H88ZM95 252H99V254L102 253L104 255L102 256V254H101L99 256L98 253H96V255H92V254H95ZM125 252H126V254H124ZM151 252L154 254H152ZM169 252H171V254H169ZM197 252L199 253V255H197L198 254ZM200 252H201V254H200ZM215 252H216V254H215ZM19 253L21 254V257H19V255H20ZM79 253L82 256H80ZM86 253H88L87 254L88 257L92 253L91 255L93 257L87 258ZM105 253H107V254H105ZM118 253H121V254L119 255ZM133 253H135V254H133ZM176 253L178 255H181L180 257L185 255V258H187V255L189 256V254H191L190 257H192V258L194 257V258L192 259L189 257L191 259L190 260L189 258L185 259L184 257H182L184 259L183 261H182V258L180 260H178V258H180V257H178ZM179 253H181V254H179ZM194 253H196V254L194 255ZM202 253L204 255H205V253H208L207 254L208 257H206L207 255L204 256ZM212 253H213V255H212ZM235 253H237L236 254L237 256L239 255L237 257V259H236ZM259 253L261 255H259ZM33 254L34 255L36 254L37 256L33 257ZM48 254L51 256H48ZM65 254L67 257L64 256ZM67 254H69V255H67ZM114 254H115V256L117 255L116 256L117 258L115 257L116 259L113 257ZM130 254H131V257H129ZM221 254H222V256H220ZM14 255H15V257L18 255L16 258L17 262H12L13 259L15 261V258H13ZM27 255L29 257H27ZM52 255H53V258H54V255H56L54 258V259H56V262L54 259L52 260ZM75 255L77 257L76 258L74 257V259H72L73 256H75ZM84 255H86V256H84ZM126 255H127V257H125ZM144 255H146L145 258H144ZM151 255L153 256V258L155 257L154 258L155 260L157 259L156 257H158L159 259H157V261H153V259L151 258L152 257ZM209 255H211V257H209ZM230 255L233 257H231ZM241 255L243 256V258H239V257H242ZM3 256H5V258L7 256L8 260L7 259L4 260ZM69 256L72 258H69ZM79 256L83 257V260L82 259L80 260ZM162 256H163V258H162ZM172 256L177 257V259L175 258L173 260ZM224 256L226 257V260H225ZM244 256H246L247 258ZM8 257H10V259ZM18 257H19V259H18ZM56 257H58V260ZM63 257H66V258H63ZM95 257H97V258L102 257V259L98 258L99 259L98 260ZM35 258H36V260H38L39 263H37ZM42 258L43 259L45 258L46 261H44ZM122 258H124V259H122ZM125 258H127V259L125 260ZM143 258L145 259L144 261H143ZM230 258H231V261H230ZM258 258H259V260H258ZM40 259H42V260H40ZM50 259H51V261H50ZM75 259H77L78 261L76 260L77 262L73 263V261H75ZM147 259L148 260L152 259V260L148 261ZM160 259L163 263L160 261ZM205 259H207V260H205ZM240 259H241V261L243 259H245V261L243 260L241 263ZM260 259H262V261ZM19 260H21V262L22 261L23 262L21 263ZM79 260L81 263H79ZM100 260H102L103 262ZM117 260H119V261L121 260V261L118 262ZM136 260L137 261L140 260V261L137 262ZM222 260H223V262H222ZM227 260H229V261H227ZM8 261H9V263H8ZM71 261H72V263H71ZM175 261H178V262H175ZM184 261H185V263H184ZM53 262H55V263H53ZM216 262H218V263H216ZM192 263L190 262V264H192Z\"/></svg>",
  "mask_w": 264,
  "mask_h": 264
},
{
  "label": "bare ground",
  "instance_id": "2",
  "mask_svg": "<svg viewBox=\"0 0 264 264\" xmlns=\"http://www.w3.org/2000/svg\"><path fill=\"white\" fill-rule=\"evenodd\" d=\"M1 1H2V0H0V2H1ZM4 1H6V0H3V4L6 3V2H4ZM149 1H150V0H149ZM152 1H153V0H152ZM152 1H151V2H152ZM155 2H156V1H155ZM146 3H147V2H146ZM1 4H2V3H1ZM8 4H9V3H8ZM178 4H179V3H178ZM5 5H6V4H5ZM6 6H7V5H6ZM114 6H115V5H114ZM124 6H125V5H124ZM1 7H2V6H1ZM7 7H8V6H7ZM110 8H111V7H110ZM113 8H114V7H113ZM118 8H119V7H118ZM121 8H122V6H121ZM128 8H129V7H127V9H128ZM131 8H132V7H131ZM145 8H148V7H145ZM3 9H4V8H3ZM134 9H135V8H134ZM134 9H133V10H134ZM6 10H7V9H6ZM107 10H109V9H107ZM111 10H112V9H111ZM111 10H110V11H111ZM129 10H130V9H129ZM115 11L117 12L116 9H115ZM115 11H114V13H115ZM119 11H120V10H119ZM229 11L231 12V10H229ZM105 12H106V11H105ZM112 12H113V11H112ZM130 12H131V11H130ZM134 12H135V11H134ZM134 12H133V14H134ZM230 12H229V14H231ZM106 13H107V12H106ZM108 13H109V12H108ZM114 13H113V16H114ZM128 13H129V12H128ZM128 13H127V14H128ZM131 13H132V12H131ZM123 14H124V13H122L121 16H123ZM133 14H132V15H133ZM135 14H136V13H135ZM135 14H134V16H135L134 18H137ZM232 14H233V13H232ZM1 15H2V14H1ZM116 15H118V14L115 13V17L117 18V20L120 19V18H118ZM129 15H130V14H129ZM129 15H128V16H129ZM132 15H131V16H132ZM4 16H5V15H4ZM67 16H68V15H67ZM106 16H107V15H106ZM113 16H112V14H111V16H109V17H110L109 20H111V17H113ZM128 16L126 15V16H124V17H127V19H128V18H130V17H128ZM65 17H66V16H65ZM107 17H108V16H107ZM132 18H133V16H132ZM132 18H131V19H132ZM3 19H5V18L3 17ZM3 19H2V20H3ZM121 19H124V18L121 17ZM127 19H126V20H121V22L124 21L123 23L125 24V22H126V24H127V23H129V22H128L129 20H130V22L133 20V19H132V20L129 19V20L127 21ZM2 20H1V18H0V22H2ZM107 20H108V19H107ZM135 20H136V19H135ZM136 21H137V20H136ZM139 21H140V20H139ZM6 22H7V21H6ZM107 22H108V21H107ZM137 22H138V21H137ZM3 23H4V22H3ZM11 24H12V23H11ZM126 24H125V25H126ZM131 24H133V23H131ZM131 24L129 23V24H127V25H131ZM136 24H137V23H136ZM139 24H140V23L138 22V26H139ZM1 25H2V24H0V26H1ZM9 25H10V24H9ZM2 26H4V25H2ZM140 26H141V25H140ZM136 27H137V26L135 25L134 28H136ZM141 27H142V26H141ZM141 27H137L136 29L139 28L138 31H140V28H141ZM4 28H5V26H4ZM1 29H2V28H1ZM136 29H135V30H136ZM144 29H145V28H144ZM2 30H3V29H2ZM4 30H5V29H4ZM4 30H3L2 32H4ZM168 30H169V29H167V31H168ZM167 31H166V33H167ZM169 31H170V30H169ZM135 32L137 33V31H135ZM135 32H134V33H135ZM146 32H147V31H146ZM138 33H139V32H138ZM141 33H142V32H140V34H138V35H136V36H137V37H138L139 35L141 36ZM147 33H148V32H147ZM0 34H2V33H0ZM171 34H172V33H171ZM3 35H4V33L2 34V36H3ZM132 35L134 36V34H132ZM168 35H170V34L168 33ZM160 36L163 37V35H160ZM124 37H125V36H124ZM127 38H128V37H127ZM165 38H166V37H165ZM252 38H253V36H252ZM1 39H2V38H1ZM128 39L130 40V35H129V38H128ZM140 39H142V37H140ZM161 39H163V38H161ZM132 40H134V39L132 38ZM163 40H164V39H163ZM255 40H256V39H255ZM123 41H124V40H123ZM127 41H128V40H127ZM127 41H126V39H125V42H127ZM136 41H137V40L135 39V42H136ZM138 41H139V40H138ZM246 41H247V39H246ZM128 42H129V41H128ZM141 42H142V40L140 41V43H141ZM153 42H154V41H153ZM102 43H103V42H102ZM105 43H106V42H105ZM123 43H124V42H123ZM123 43H122V44H123ZM132 43L134 44V42L131 41V44H132ZM163 43H164V42H163ZM170 43H171V42H170ZM250 43H251V41H250ZM136 44H137V43H136ZM161 44H162V43H161ZM108 45H109V44H108ZM108 45H107V46H108ZM154 45L156 46L157 44H155V42H154ZM164 45H165V43H164ZM244 45H245V44H244ZM101 46H102V45H101ZM139 46H140V45H139ZM141 46H142V44H141ZM141 46H140V47H141ZM155 46H154V47H155ZM159 46H160V45H159ZM165 46H166V45H165ZM245 46H246V45H245ZM0 47H1V42H0ZM105 47H106V45H105L104 47L102 46V48H104V49H105ZM113 47H114V46H113ZM154 47H152V48H154ZM157 47H158V46H157ZM108 48H109V50L111 49V48H110V45H109ZM133 48H134V47H133ZM230 48H231V46H230ZM246 48H247V47H246ZM139 49H142V48H139ZM139 49H138V50H139ZM163 49H164V48H163ZM169 49H172V48L169 47ZM169 49H168V50H169ZM221 49H222V47L220 48V51L223 50V49H222V50H221ZM130 50H131V49H130ZM133 50H136V49H133ZM158 50H159V49H158ZM174 50H175V49H174ZM181 50H182V49H181ZM181 50H179L178 52L181 53V52H180ZM225 50H228V49H225ZM225 50H223V52H225ZM126 51H128V50H126ZM131 51H132V50H131ZM131 51H130V53H131ZM162 51H163V50H162ZM164 51H165V49H164ZM138 52H139V53H137V54H140V51H138ZM165 52H167V51H165ZM176 52H177V51H176ZM178 52H177V53H178ZM184 52H185V51L183 50L181 54L178 53L179 56H178V54L176 53V54H177L176 57L179 58L180 56H182V54H183ZM157 53L160 54V50H159ZM157 53H156V55H157ZM163 53H164V52H163ZM174 53H175V51H174ZM174 53H173V54H174ZM197 53H198V52H197ZM229 53H230V52H229ZM124 54H125V52H124ZM137 54H135V52H134V55H135V56H136ZM149 54H150V53H149ZM149 54L147 53V55H149ZM170 54H171V53H170V51H169V56H170ZM186 54H187V52H186ZM221 54H222V53H221ZM226 54H227V53H226ZM134 55H132L133 57L131 56V58L134 59ZM145 55H146V54H145ZM145 55H144V56H145ZM147 55H146V56H147ZM152 55H153V53H152ZM156 55H153V56L155 57ZM161 55H162V53L160 54V56H161ZM163 55H164V54H163ZM184 55H185V54H184ZM222 55H223V54H222ZM227 55H228V54H227ZM141 56H143V55H141ZM171 56H174V58H175V55H171ZM171 56H170V57H171ZM186 56H187V55H185L184 57H186ZM198 56H199V54H198ZM214 56H215V55H214ZM194 57H195V56H194ZM194 57H192V58L190 57V59H188V60L190 61V60H192ZM208 57H209V55H208ZM208 57H207V61H209V60L211 59V58L209 57V60H208ZM136 58H139L138 55H137V57H135V59H136ZM148 58H150V57L147 56V60H148ZM156 58H157V56H156ZM158 58H159V55H158ZM158 58H157V60H158ZM161 58H162V57H161ZM161 58H160V59H161ZM164 58H165V57H164ZM168 58H169V57H168ZM171 58H173V57H171ZM178 58H177V59H178ZM197 58H198V57H197ZM219 58H221V57H218V61H219ZM81 59H82V58H81ZM139 59H140V58H139ZM141 59H142V58H141ZM153 59L155 60V58H153ZM153 59H152V60H153ZM83 60H86V59H83ZM87 60H88V59H87ZM147 60H146V61H147ZM154 60H153V61H154ZM175 60H176V59H174V62H175ZM178 60H179V59H178ZM193 60H194V59H193ZM198 60H199V59H198ZM213 60H214V59H213ZM88 61H89V60H88ZM88 61H87V62H88ZM123 61H124V60H123ZM123 61H122V62H118V63H120V65L123 66V65H125V64H123V65L121 64V63H123ZM131 61H132V60H131ZM131 61H130V62H131ZM133 61H134V60H133ZM133 61H132V63H130V62L128 61V62L130 63V65L132 64L131 66L128 65L127 68L130 67L129 70H132V69L134 68V67L132 68V66L134 65V62H133ZM137 61H138V59H137ZM142 61H144V60H139V61H138V65H139V62L141 63ZM146 61H145V62H146ZM155 61H156V60H155ZM155 61H154V62H155ZM158 61H159V60H158ZM189 61H187V62L189 63ZM196 61H197V59L195 58V61H194V62H196ZM207 61H206V62H207ZM211 61H212V59H211ZM211 61H209V63H210ZM214 61H215V60H214ZM216 61H217V59H216ZM216 61H215V62H216ZM81 62H84V61L81 60ZM81 62H79V63H81ZM85 62H86V61H85ZM124 62H125V61H124ZM128 62H125V63H128ZM148 62H151V63H152V61H149V60H148ZM165 62H166V60L164 61V63H165ZM181 62H182V61H181ZM185 62H186V61H185ZM185 62H184V65H185ZM187 62H186V63H187ZM201 62H202V61H201ZM215 62H214V63H215ZM75 63H76V61L74 62V64H75ZM88 63H90V62H88ZM143 63H144V62H143ZM143 63H141L140 65H142ZM155 63H157V61H156ZM164 63H162V64H164ZM172 63H173V61H172ZM176 63H178L177 60H176ZM176 63H175V64H176ZM182 63H183V62H182ZM182 63H181V64H182ZM188 63H187V64H188ZM197 63H198L197 65L200 64V66H202L201 63H199L198 61H197ZM203 63H204V62H203ZM203 63H202V64H203ZM115 64H116V63H115ZM115 64H114V65H115ZM135 64H136V63H135ZM187 64H186V65H187ZM189 64H190V63H189ZM215 64H216V66H217V63H215ZM76 65H77V63L75 64V66H76ZM80 65H83V67H85V66H88L89 64H86L85 66H84V64H79V68H80ZM100 65H101V64H100ZM117 65H118V66H117L118 68H121V69L123 68V70L119 69V70H117V71H118V72H121V71H122L123 74H124V72L126 71V70H125L126 67H125V66L121 67V66H119V64H117ZM126 65H127V64H126ZM138 65H137V66H138ZM155 65H156V64H155ZM166 65H170V64H166ZM166 65H165V67H168V66H166ZM173 65H174V64H173ZM190 65H191V64H190ZM190 65H189V67H190ZM192 65H193V64H192ZM194 65H195V64H194ZM194 65H193V66H194ZM197 65H196V66H197ZM203 65H207V63H204ZM210 65H214V64L211 63ZM210 65H209V66H210ZM221 65H222V64H221ZM229 65H230V63H229ZM73 66H74V65H73ZM112 66H113V65H112ZM142 66H144V65H142ZM158 66H159V65H158ZM162 66H163V65H162ZM170 66H171V65H170ZM170 66H169V67H170ZM174 66H175V65H174ZM176 66H177V65H176ZM176 66H175V67H176ZM180 66H181V65H180ZM182 66H183V65H182ZM209 66H208V67H209ZM0 67H1V65H0ZM81 67H82V66H81ZM99 67H100V66H99ZM99 67H98V69H99ZM103 67H104V66H103ZM113 67H114V66H113ZM115 67H116V65H115ZM124 67H125V69H124ZM135 67H136V65H135ZM169 67H168V68H169ZM172 67H173V66H172ZM172 67L170 68V70L173 69ZM178 67H179V66H178ZM186 67H187V66H186ZM194 67H195V66H194ZM197 67H198V66H197ZM234 67H235V66H234ZM259 67H260V65H259ZM67 68H68V67H67ZM69 68H70V67H69ZM73 68H74V67H73ZM75 68H76V67H75ZM75 68H74V70H75ZM105 68H106V67H105ZM137 68H138V67H137ZM139 68H140V67H139ZM179 68H182V67H179ZM184 68H185V67H184ZM200 68H201V70H202V69H203V66L200 67ZM212 68H213V67L210 66V69H212ZM218 68H219V66H218ZM220 68H221V66H220ZM236 68H237V67H235V69H234L235 71L238 70V68H237V69H236ZM242 68H243V70H245L244 67H242ZM242 68H241V70H242ZM77 69H78V68H77ZM100 69L102 70V67H101ZM111 69H112V68H111ZM113 69H115V68H113ZM113 69H112V70H113ZM134 69H136V68H134ZM140 69H141V68H140ZM188 69H189V68H188ZM208 69H209V68H208ZM208 69H207V70H208ZM223 69H224V68L222 67V70H223ZM225 69H227V68H225ZM259 69H261V68H259ZM263 69H264V68H263ZM96 70H97V66H96ZM101 70H98V72H99V71L101 72ZM103 70H104V69H103ZM109 70H110V69H108V71H109ZM177 70H178V69H177ZM182 70H183V69H182ZM191 70H194V69H191ZM204 70H205V69H204ZM213 70H215V69H213ZM217 70H219L220 72H222L220 69H217ZM230 70H232V69H230ZM230 70L228 71V72H229V75H230V73H234V71L232 72V71H230ZM243 70H242V71H243ZM77 71H78V70H77ZM77 71L75 70V72H77ZM115 71H116V70H115ZM140 71H142V69H141ZM157 71H159V70L157 69ZM171 71H173V70H171ZM179 71H181V70L179 69ZM186 71H187V70H186ZM196 71L198 72V70H196ZM210 71H211V70H210ZM223 71H224V70H223ZM242 71H241V72H242ZM248 71H249V70H248ZM95 72H96V71H95ZM105 72H106V69H105V71L103 72V76L101 75L103 78H104V73H105ZM118 72H116V73H118ZM129 72H130V71H129ZM129 72H128V73H129ZM131 72H132V71H131ZM131 72H130V73H131ZM133 72H138V70H136V71L133 70ZM169 72H170V71H169ZM169 72H166V73L168 74ZM197 72H196L195 74H197ZM200 72H201V71H199V73H200ZM202 72H204V71H202ZM202 72H201V73H202ZM217 72H218V71H217ZM228 72H227V73H228ZM67 73H68V72H67ZM78 73H79V72H78ZM81 73L83 74V72H81ZM85 73H86V72H85ZM85 73H84L83 75H85ZM87 73H88V72H87ZM87 73H86V75H88ZM113 73H114V70H113ZM126 73H127V72H126ZM139 73H140V72H139ZM151 73H154V74L157 75V73H156V72H152V70H151ZM175 73H177V71H176ZM222 73H223V72H222ZM224 73H226V71H224ZM227 73H226V74H227ZM238 73H239V72H238ZM246 73H247V72H246ZM246 73L243 72V76H245ZM263 73H264V70H263ZM74 74H75V73H74ZM99 74H102V73H99ZM107 74H108V73H107ZM114 74H115V73H114ZM120 74H121V73H118L119 77H120ZM131 74H132V77H133L134 74H133V73H131ZM137 74H138V73H137ZM137 74L134 75V76H135V77L138 76ZM172 74H173V73H172ZM190 74L193 75L192 72H191ZM190 74H189V75H190ZM215 74H216V73H215ZM96 75H97V74H96ZM109 75H110V74H109ZM116 75H117V74H116ZM125 75H126V74H125ZM176 75H177V74H176ZM197 75H201V74H197ZM209 75H210V74H209ZM221 75H222V74H221ZM221 75H216V76L219 77V76H221ZM224 75H225V74H224ZM232 75H233V74H232ZM232 75H231V76H232ZM239 75L242 76V73H240ZM239 75H237V74H236V75H233V77H230L231 79L229 78V80L232 81V78H234V80H235V79H236L235 77H237V76H239ZM76 76H77V75H75V77H76ZM91 76H92V75H91ZM105 76H106V80H107V76H108V75H105ZM110 76H111V75H110ZM121 76H122V75H121ZM126 76H129V77H130L129 74L126 75ZM126 76H124V77L126 78ZM152 76L155 78V75H152ZM195 76H196V75H195ZM205 76H206V75H204V73H203L202 78H203V77L205 78ZM211 76H214V74L211 75ZM246 76L248 77V75H246ZM246 76H245V77H246ZM83 77H84V76H83ZM88 77H89V76H88ZM88 77L86 76V77H84V79H85V78L88 79ZM95 77H96V76H95ZM111 77H113V76H111ZM122 77H123V76H122ZM124 77H123V78H124ZM138 77H140V76H138ZM176 77H177V76H176ZM185 77H186V75H185ZM200 77H201V76H200ZM222 77H223V76H222ZM222 77L220 78V80L222 79ZM228 77H229V76H228ZM247 77H246V79H247ZM249 77H250V76H249ZM249 77H248V78H249ZM69 78H71L70 75H69ZM78 78H79V77H78ZM108 78H109V77H108ZM115 78H118V76H117V77L115 76ZM120 78H121V77H120ZM123 78H122V79H123ZM125 78H124V80H125ZM127 78H128V77H127ZM130 78H131V77H130ZM130 78H129V79H130ZM140 78H141V77H140ZM140 78H139V79H140ZM174 78H175V77H174ZM177 78H178V77H177ZM187 78H188V77H187ZM214 78H216V77H214ZM263 78H264V77H263ZM74 79H76V78H74ZM92 79H93V76H92ZM95 79H96V78H95ZM100 79H101V77H100ZM122 79H121V81H122ZM136 79H138V78L136 77ZM188 79H189V78H188ZM197 79H199V78H197ZM197 79H195V80H197ZM211 79H212V77H211ZM223 79H224V78H223ZM242 79H245V78L242 77ZM76 80H77V79H76ZM85 80H86V79H85ZM102 80H105V78H104V79H101V81H102ZM111 80H114V79H111ZM134 80H135V78H134ZM150 80H151V79H150ZM152 80H153V78H152ZM193 80H194V77H193ZM200 80L202 81V79H200ZM200 80H199V83L201 82ZM217 80H219V79H217ZM248 80L250 81V79H248ZM248 80H247L246 82H248ZM70 81H72V80H70ZM74 81H75V80H74ZM86 81H87V80H86ZM92 81H94V80H92ZM96 81L98 82V81H100V80H97V79H96ZM108 81H110V80H108ZM115 81H116V80H115ZM121 81H118V82L120 83ZM136 81H137V80H136ZM159 81H160V80H159ZM183 81H184V80H183ZM206 81H207V80H206ZM212 81H213V79H212ZM238 81H239V80H238ZM240 81H241V80H240ZM261 81H262V80H261ZM51 82H52V81H51ZM87 82H88V81H87ZM87 82H86V83H87ZM90 82H91V81H90ZM94 82H95V81H94ZM102 82H104V81H102ZM112 82H113V81H111V83H112ZM118 82H117V84H118ZM124 82H125V81H124ZM139 82L141 83V80H139V81L137 82V84H138ZM186 82H187V81H186ZM186 82H185V83H186ZM203 82H205V80H203ZM203 82H202V83H203ZM214 82H216V80H215ZM222 82H223V81H222ZM229 82H230V81H229ZM242 82H243V81H242ZM69 83H70V82H69ZM98 83H99V82H98ZM98 83H97V84H98ZM100 83H101V82H100ZM113 83H114V82H113ZM113 83H112L113 86H111V87H112V91H114L113 89H117L116 86H118V85L121 86V84H122L123 82H122L121 84L116 85V86H114ZM126 83H128V82H126ZM148 83H149V84H148V87H150V86H151V85H150L151 83H150L149 81H148ZM190 83H191V82H190ZM190 83H189V85H190ZM196 83H198V82L196 81ZM196 83H194V84H196ZM202 83H201V85H202ZM227 83H228V82H226L225 84H227ZM235 83H238V82H235ZM239 83H240V82H239ZM255 83H256V82H253V83L251 84V85H252L251 87H253V84H255ZM259 83H260V82H259ZM115 84H116V83H115ZM129 84H130V83H129ZM129 84H128V85H129ZM131 84H132V85H135L134 83H131ZM141 84L143 85V83H141ZM181 84H182V83H181ZM187 84H188V83H187ZM211 84H212V82H211ZM213 84H214V83H213ZM261 84H262V83H261ZM53 85L56 86L55 83H54ZM68 85L72 86V85H75V83H74V84L72 83V85H71V83H70V84H68ZM88 85H89V84H88ZM105 85H106V84H105ZM139 85H140V84H139ZM139 85H137V86H139ZM149 85H150V86H149ZM192 85H193V84H192ZM192 85H191V86H192ZM204 85H207V82H206ZM214 85L216 86V89H217V85H219V84H214ZM214 85H212V86L215 87ZM231 85H232V84H231ZM236 85H238V84H236ZM247 85L250 86L248 83L246 84V86H247ZM256 85H257V84H256ZM256 85H255V86H256ZM50 86H52V85H50ZM55 86H54V87H55ZM90 86H91V84H90ZM97 86H99V85H97ZM97 86H96V87H97ZM103 86H104V85H102L101 88H102ZM120 86H118V87H120ZM124 86H125V89L127 90L126 85H124ZM140 86H141V85H140ZM140 86H139V87H140ZM159 86H160V85H159ZM161 86H164V84H163V85L161 84ZM161 86H160V87H161ZM165 86H166V84H165ZM182 86H183V85H182ZM186 86H187V85H186ZM199 86H200V85H199ZM208 86H209V85H207V87H208ZM212 86L210 85L211 89H212ZM263 86H264V84H263ZM52 87H53V86H52ZM73 87H74V86H73ZM107 87H108V86H107ZM121 87L123 88V86H121ZM127 87H129V86H127ZM192 87H193V86H192ZM210 87H209V88H210ZM256 87H257V86H256ZM256 87H255V88H256ZM56 88H57V87H56ZM85 88H87V86H86ZM92 88H93V86H92ZM92 88H91V89H92ZM98 88L100 89V87H98ZM103 88H106V87H103ZM130 88H131V86H130ZM130 88H128V89H130ZM140 88L144 89V86H143V87L141 86ZM162 88H163V87H162ZM162 88H161V89H162ZM182 88H183V87H182ZM201 88L203 89V87H201ZM257 88H258V87H257ZM2 89H3V88H2ZM87 89H88V88H87ZM87 89H86V90H87ZM95 89H96V88H95ZM118 89H119V91L121 90L120 88H118ZM118 89H117V91H115V94H116V92L118 93ZM131 89H132V88H131ZM152 89H154V88H152ZM163 89H164V88H163ZM180 89H181V88H180ZM202 89H201L199 92H202ZM205 89H206V88H205ZM205 89H204V90H205ZM213 89H214V88H213ZM247 89H248V88H247ZM262 89H263V88H262ZM262 89H261V90H262ZM105 90H108V89H105ZM133 90H134V89H133ZM145 90H146V88H145ZM182 90H183V89H182ZM188 90H189V89H188ZM192 90H193V89H192ZM194 90H195V88H194ZM217 90H219V91H217ZM217 90H216V91H217V94H218V92H221V90H220L219 87H218ZM234 90H235V89H234ZM245 90H246V89H245ZM127 91H128V90H127ZM137 91H138V90H137ZM147 91H149V90H147ZM163 91H164V90H163ZM177 91H178V90H177ZM197 91H198V90H197ZM206 91H208V90H206ZM210 91H214V90H210ZM247 91H248V90H247ZM247 91H246V92H247ZM251 91H252V90H251ZM255 91H256V90H255ZM257 91H258V90H257ZM259 91H260V88H259ZM262 91H263V90H262ZM129 92H131V90H130ZM133 92H135V90H134ZM142 92H144V91H142ZM145 92H146V91H145ZM164 92H165V91H164ZM167 92H168V91H167ZM193 92H194V91H193ZM195 92H196V91H195ZM204 92H205V91H203V93H204ZM246 92H245V93H246ZM260 92H261V91H260ZM31 93H32V92H31ZM119 93H121V91H120ZM131 93H132V92H131ZM182 93L185 94L184 92H182ZM182 93H181V95H182ZM189 93H190V92H189ZM196 93H197V92H196ZM213 93H214V92H213ZM213 93H212V94H213ZM221 93H224V92H221ZM221 93H219V94L221 95ZM249 93H250V92H249ZM249 93L247 92L248 95H249ZM253 93H255V92H253ZM261 93H262V92H261ZM42 94H44V96H45V93H44V92H43ZM155 94H156V93H155ZM164 94H165V93H164ZM170 94H171V92H170ZM186 94H187V92H186ZM193 94H194V93H193ZM197 94H198V93H197ZM199 94H200V93H199ZM199 94H198V96H199ZM206 94H208V93H206ZM219 94H218V95H219ZM250 94H251V93H250ZM172 95H174V94H172ZM175 95H178V94H175ZM187 95H188V94H187ZM200 95H201V96H204V94H203V95L200 94ZM220 95H219V96H220ZM258 95H259V92H258ZM260 95H261V94H260ZM25 96H26V95H25ZM30 96H31V95H30ZM146 96H147V95H146ZM160 96H161V95H160ZM167 96H169V95H167ZM188 96H189V95H188ZM194 96H195V97H198V96H196V95H194ZM205 96H206V95H205ZM242 96H243V95H242ZM27 97H28V96H27ZM142 97H143V96H142ZM170 97H172V96H170ZM186 97H187V96H186ZM186 97H185V98H186ZM207 97H208V95H207ZM209 97H211L210 94H209ZM209 97H208V98H209ZM215 97H217V96H214V98H215ZM254 97H255V95H254ZM24 98H25V97H24ZM43 98H45V97H43ZM118 98L120 99V97H118ZM121 98H122V100H124L123 97H121ZM149 98H150V97H149ZM161 98L163 99V97H161ZM200 98L202 99L203 97H200ZM200 98H199V100H200ZM214 98H213V99H214ZM242 98H243V97H242ZM246 98H247V97H246ZM256 98H258L257 95H256ZM30 99H33V98H30ZM41 99H42V98H41ZM131 99H133V98H131ZM131 99H130V101H131ZM142 99H143V98H142ZM144 99H145V98H144ZM158 99H159V98H158ZM170 99H171V98H170ZM175 99H176V97H175ZM197 99H198V98H197ZM197 99H196V100H197ZM243 99H244V98H243ZM21 100H22V99H21ZM21 100H20V101H21ZM28 100H29V98H28ZM33 100H34V99H33ZM35 100H37L36 102H38V99H35ZM39 100H40V99H39ZM44 100H45V99H44ZM164 100H165V99H164ZM179 100H180V99H179ZM186 100H187V99H186ZM199 100H198V101H199ZM209 100H210V102H211V99H209ZM241 100H242V99H241ZM241 100H240V101H241ZM244 100H245V99H244ZM45 101H46V100H45ZM120 101H121V99H120ZM151 101H152V100H151ZM157 101H158V100H157ZM157 101H155V102H157ZM160 101H161V100H160ZM169 101H172V100H169ZM174 101H175V100H174ZM176 101H177V100H176ZM181 101H182V100H181ZM183 101H184V98H183ZM193 101H194V99H193ZM202 101H205L204 98H203V100H200V103H203ZM261 101H262V99H261ZM23 102H24V101H23ZM141 102H142L143 104L145 103L144 105H146V102H147V101L145 102V100H144V102H143V100H142ZM155 102H154V104H155ZM166 102H167V101H166ZM187 102H188V101H187ZM189 102H191V100H190ZM207 102H208V100H207ZM210 102H209V103H210ZM212 102H213V101H212ZM218 102H220V101H219V100L217 101V105H219ZM242 102H243V100H242ZM30 103H31V102H30ZM30 103H28V104H30ZM41 103H42V102H41ZM41 103H39V104H41ZM43 103H44V101H43ZM45 103H46V102H45ZM139 103H140V102H139ZM168 103H169V102H168ZM170 103H171V102H170ZM173 103H174V102H173ZM179 103H180V102H178V104H179ZM182 103H183V102H182ZM184 103H186V101H185ZM191 103H192V102H191ZM200 103H199V104H200ZM205 103H206V102H205ZM213 103H214V102H213ZM175 104H176V103H175ZM199 104H198V105H199ZM221 104H222V102H221ZM221 104H220V105H221ZM261 104H262V103H261ZM22 105H23V103H22ZM24 105H25V104H24ZM35 105H36V104H35ZM147 105H148V104H147ZM159 105H160V104H159ZM159 105L157 106L158 108H159ZM161 105H164V102H163ZM161 105H160V106H161ZM165 105H171V104H166V103H165ZM165 105H164V106H165ZM173 105H174V104H173ZM188 105H189V104H188ZM192 105H193V103H192ZM195 105H197V104H195ZM200 105H202V104H200ZM206 105H207V104H206ZM217 105H216V107H217ZM225 105H226V104H224V106H225ZM25 106H26V105H25ZM32 106H34V104H32ZM32 106L30 105L29 107H32ZM148 106H150V103H149ZM151 106H152V105H151ZM155 106H156V105H155ZM177 106H180V104L177 105ZM224 106H223V107H224ZM233 106H234V105H233ZM236 106H237V105H236ZM262 106L264 107V105H262ZM27 107H28V105H27ZM145 107H147V106H145ZM172 107H173V106H172ZM181 107H182V106H181ZM187 107H188V106H187ZM190 107H192V106H190ZM190 107H189V109H190ZM196 107H197V106H196ZM196 107H193V108L196 109ZM203 107L205 108L204 105L202 106V108H203ZM210 107H211V106H210ZM213 107H214V106H213ZM141 108L143 109L142 106H141ZM154 108L156 109V107H154ZM161 108L163 109V107H160V110L162 111ZM177 108H179V107H177ZM197 108H198V107H197ZM200 108H201V107H200ZM200 108H199V109H200ZM202 108H201V109H202ZM214 108H215V107H214ZM219 108H220V106H219ZM226 108H227V107H226ZM233 108H234V107H233ZM29 109H30V108H29ZM183 109H185V108H184V105H183ZM195 109H193V112L195 111ZM199 109H198V110H199ZM224 109H225V107L223 108V111H224ZM253 109H254V108H253ZM147 110H150V109L148 108ZM151 110L153 111L154 109L152 108ZM151 110H150V111H151ZM172 110H173V108H172ZM187 110H188V109H187ZM196 110H197V109H196ZM210 110H211V108H210ZM240 110H241V107H240ZM243 110H244V109H243ZM246 110H247V109H246ZM255 110H256V109H255ZM145 111H146V110H145ZM155 111L157 112V109H156ZM166 111H167V110H166ZM191 111H192V110H191ZM211 111H212V110H211ZM218 111H219V110H217V113H218ZM158 112H159V111H158ZM168 112H169V111H168ZM170 112H171V110H170ZM175 112H176V111H174V113H175ZM181 112H182V111H181ZM213 112H214V111H213ZM215 112H216V111H215ZM221 112H222V111H221ZM239 112H240V111H239ZM152 113H153V112H152ZM152 113H151V114H152ZM161 113H163V112H161ZM165 113H166V112H165ZM188 113H190V112H188ZM197 113H198V111H197ZM201 113H202V112H201ZM201 113H200V114H201ZM232 113H233V112H232ZM243 113H244V112H243ZM167 114H168V113H167ZM185 114H186V112H185ZM194 114L196 115V113H194ZM214 114H215V113H214ZM239 114H240V113H239ZM183 115H184V114H183ZM216 115H217V114H216ZM155 116H156V115H155ZM157 116H158V115H157ZM159 116H160V115H159ZM161 116H162V115H161ZM170 116H171V115H170ZM178 116H179V115H178ZM189 116H191V115H189ZM236 116H237V115H236ZM244 116H245V115H243V117H244ZM26 117L28 118L29 116H26ZM146 117H147L146 120H149V117H152V115H151V116L149 115V117H148V116H146ZM171 117H172V116H171ZM194 117H195V116H194ZM197 117H198V115H197ZM199 117H200V116H199ZM209 117H210V116H209ZM217 117H218V115H217ZM227 117H228V116H227ZM260 117H261V116H260ZM27 118H26V119H27ZM180 118H181V117H180ZM202 118H203V117H202ZM212 118H213V117H212ZM218 118L223 119L222 116H221V117H218ZM238 118H239V117H238ZM240 118H241V117H240ZM29 119H31V118L29 117ZM168 119H169V118H168ZM174 119L177 120V118H174ZM183 119H184V118H183ZM187 119H188V117H187ZM196 119H197V118H196ZM203 119L206 120L205 118H203ZM209 119H210V118H209ZM155 120H156V119H155ZM176 120H175V121H176ZM178 120H179V117H178ZM188 120H190V119H188ZM210 120H212V122H214L213 119H210ZM218 120H220V119H218ZM229 120H230V119H229ZM157 121H158V120H157ZM167 121H168V120H167ZM179 121H180V120H179ZM179 121H176V122L179 123ZM199 121H200V120H199ZM216 121H217V119H216ZM220 121H221V120H220ZM220 121H217V122L220 123ZM223 121H224V120H223ZM225 121H227V120H225ZM233 121H234V120H233ZM186 122H187V121H186ZM191 122H194V121L192 120ZM201 122H202V120H201ZM207 122H208V121H207ZM207 122H205V123L208 124ZM230 122H231V121H230ZM230 122H229V123H230ZM245 122H246V121H245ZM152 123H153V122H152ZM154 123H155V122H154ZM156 123H157V122H156ZM180 123H181V122H180ZM188 123H189V122H188ZM195 123H196V122H195ZM197 123H198V122H197ZM197 123H196V124H197ZM221 123H222V122H221ZM225 123H226V122H225ZM225 123H224V124H225ZM241 123H242V122H241ZM256 123H257V122H256ZM70 124H71V123H70ZM158 124H159V123H158ZM160 124H161V123H160ZM192 124H194V123H192ZM192 124L190 123L191 126H192ZM206 124H205V125H206ZM211 124H212V123H211ZM215 124H216V123H215ZM258 124H259V123H258ZM152 125H154V124H152ZM152 125H151V126H152ZM190 125H189V126H190ZM198 125H200V124H198ZM203 125H204V124H203ZM237 125H238V124H237ZM154 126H155V125H154ZM156 126H157V124H156ZM156 126H155V127H156ZM163 126H164V125L162 124V125H159L158 127H163ZM177 126H178V125H177ZM187 126H188V125H187ZM196 126H197V125H196ZM196 126H195V127H196ZM200 126H201V125H200ZM209 126H210V124H209ZM212 126H213V125H211L210 127H212ZM214 126H215V125H214ZM226 126H228V125H226ZM251 126H252V125H251ZM152 127H153V126H152ZM164 127L166 128V126H164ZM164 127H163V128H164ZM170 127H171V126H170ZM170 127L168 126V128H170ZM182 127H183V126H182ZM184 127H185V126H184ZM203 127H204V126H202L201 128L203 129ZM221 127H222V126H221ZM179 128H181V127H179ZM192 128H193V126H192ZM216 128H218V127H216ZM240 128H241V127H240ZM255 128H256V127H254V131H255ZM152 129H153V128H152ZM171 129H172V127H171ZM184 129H185V128H184ZM189 129H190V128H189ZM197 129H199V128L197 127ZM172 130H173V129H172ZM203 130H204V129H203ZM203 130H201V132H202ZM214 130H215V129H214ZM214 130H213V133L216 134L217 132H214ZM232 130L234 131V129H232ZM237 130L240 131V129H237ZM241 130L243 131V129H241ZM250 130L252 131V129H250ZM250 130H249V131H250ZM168 131H170V130H168ZM168 131H167V132H168ZM180 131H181V130H180ZM185 131H186V130H185ZM188 131H189V130H188ZM217 131H219V130H217ZM242 131H241V133H242V134H245V132H246L247 130H246L245 132L243 131L244 133H243ZM251 131H250V132H251ZM1 132H2V131H1ZM171 132H172V131H171ZM182 132H183V131H182ZM189 132H190V131H189ZM209 132H211V131H209ZM230 132H231V130H230ZM230 132H229L228 134H230ZM250 132H249V133H250ZM172 133H174V132H172ZM193 133H194V132H193ZM193 133H192V134H193ZM195 133H197V132H195ZM219 133H220V132H219ZM219 133H217V134H219ZM241 133L238 132V134H237V133H236V134L239 135V134H241ZM246 133H247V132H246ZM254 133H257V134H258V131L254 132ZM259 133H261V132L259 131ZM180 134H181V133H180ZM184 134H185V133H184ZM188 134H189V133H187V135H188ZM199 134H200V133H199ZM202 134H204V133L202 132ZM233 134L235 135V132H233L232 135H233ZM262 134H263V133H262ZM262 134H261V135H262ZM53 135H55V134H53ZM193 135H196V134H193ZM207 135H208V133H207ZM207 135H206V133H205V136H207ZM209 135H210V134H209ZM211 135H212V134H211ZM232 135H231V136H232ZM234 135H233V136H234ZM237 135H236V137H237ZM174 136H176V135H174ZM180 136H181V135H180ZM198 136L200 137L201 134H200V135L197 134V137H198ZM202 136H203V135H202ZM233 136H232V138H233ZM246 136H247V134H246ZM249 136H252V132H251V134H250ZM249 136H247V137L249 138ZM256 136H257V135H256ZM263 136H264V135H263ZM48 137H50V135H49ZM167 137H168V136H167ZM171 137H172V136H171ZM177 137H178V136H177ZM189 137H191V136H189ZM189 137H188V138H189ZM192 137H194V136H192ZM197 137H194V138H197ZM223 137H224V136H223ZM54 138H55V137H54ZM54 138L52 137V140H54ZM96 138H98V137H96ZM188 138H187V139H188ZM227 138H228V136H227ZM237 138H238V139H236L237 142H240V138H239V137H237ZM256 138H257V137H256ZM256 138H255V139H256ZM187 139H186V140H187ZM223 139H225V137H224ZM229 139H230V137H229ZM229 139H228V140H229ZM234 139H235V138H233V140H234ZM251 139H253V137H250V141H251ZM38 140H39V139H38ZM44 140H45V138H44ZM49 140H50V139H49ZM228 140H227V141H228ZM230 140H232V139H230ZM238 140H239V141H238ZM242 140H243V139H242ZM248 140H249V139H248ZM257 140H258V139H257ZM257 140H252V142H253V141H256V142H257L256 144H258L259 142H258ZM0 141H1V137H0ZM41 141H42V140H41ZM181 141L183 142V139H181ZM184 141H185V140H184ZM189 141H192V139L189 140ZM234 141H235V140H234ZM234 141H233V142H234ZM259 141H261V140H259ZM39 142H40V140H39ZM53 142H54V141H53ZM182 142H181V144H182V146H183V143H184V142H183V143H182ZM187 142H188V141H187ZM193 142L195 143L196 141H193ZM200 142H201V141H200ZM200 142H198V143H200ZM202 142H203V141H202ZM202 142H201V143H202ZM223 142H225V141H223ZM223 142H222V143H223ZM237 142H235L234 145L237 144V145H235V146H238V147L241 146L240 144L238 145ZM245 142H246V141H245ZM245 142L243 141L242 143H244V144L246 145ZM247 142H248V141H247ZM44 143H45V142H44ZM46 143H47V142H46ZM185 143H186V142H185ZM196 143H197V142H196ZM196 143H195V144H196ZM198 143H197V144H198ZM201 143H200V144H201ZM229 143H230V145H233V144H231V142H228V144H229ZM248 143H249V142H248ZM248 143H247V145H248ZM250 143H251V142H250ZM253 143H254V142H253ZM261 143H263V142H261ZM35 144H36V143H35ZM66 144L68 145V149H69L70 146H69L68 142H67ZM191 144H192V142H191ZM256 144H254L255 147L259 146V145H256ZM49 145H52V142L50 143V141H49ZM164 145H165V144H164ZM187 145H188V144H186V145H184V146L186 147ZM192 145H193V144H192ZM192 145H191V146H192ZM219 145H220V144H219ZM219 145H217V146H219ZM245 145H244V146H245ZM247 145H246V147H247ZM250 145H251V144H250ZM0 146H2V144H0ZM38 146L40 147V145H38ZM54 146H56V145H53V148H54ZM182 146H181V148H185V147H182ZM191 146H189V147H191ZM220 146H222V145H220ZM220 146H219V147H220ZM244 146H243V147H244ZM222 147H225V146H222ZM243 147H242V149H243ZM246 147H245V148H246ZM248 147H249V148H251V147L253 148V145H252V146H248ZM248 147H247V149H249ZM51 148H52V147H51ZM220 148H221V147H220ZM234 148H235L234 150H236V147H234ZM83 149H84V148H83ZM166 149L168 150V148H165V147H164V152H165ZM208 149H209V148H208ZM218 149H219V148H217L216 150H218ZM86 150H87V148H86ZM188 150H189V149H188ZM214 150H215V149H214ZM240 150H241V149H239L238 151H240ZM251 150H252V149H251ZM251 150L249 151L250 153H251ZM253 150H254V152L256 153L255 149H253ZM1 151H2V150H1ZM1 151H0V154L2 153ZM4 151H5V150H4ZM33 151H34V152H37V150H36V151L33 150ZM65 151H66V150H64V152H63L64 154L62 153L63 155H65ZM161 151H163V149H162ZM169 151H170V150H169ZM184 151H185V150H184ZM189 151H190V150H189ZM207 151H208V150H207ZM207 151H206V152H207ZM209 151H210V149H209ZM232 151H233V149H232ZM236 151H237V150H236ZM246 151H247V150H246ZM261 151H262V150H261ZM263 151H264V150H263ZM6 152H7V151H6ZM8 152H9V151H8ZM8 152H7V153H8ZM34 152H33V155H34ZM59 152H62V151H59ZM87 152H88V151H87ZM215 152H218V151H214V153H215ZM233 152L235 153V151H233ZM233 152H232V153H233ZM243 152H245V151H243ZM7 153H5L6 156H7ZM66 153H68V152H66ZM208 153H209V152H208ZM214 153H213V154H214ZM226 153H227V152H226ZM229 153H230V152H229ZM229 153H227V154H229ZM245 153H246V152H245ZM255 153H252V154H255ZM3 154H4V153H3ZM31 154H32V153H31ZM37 154H39V153L37 152ZM37 154H36V156H37ZM79 154H80V153H79ZM86 154L89 155V153H86ZM153 154H154V153H153ZM172 154H173V152H172ZM219 154H220V153H219ZM227 154H226V155H227ZM242 154H243V153H242ZM258 154H260V153L258 152ZM258 154H257V155H258ZM1 155H2V154H1ZM10 155H12V154L10 153L9 156H10ZM13 155H14V154H13ZM13 155H12V157H13ZM33 155H32V156H33ZM67 155H68V158H70V156H72L73 153H72V155H71V152H70V154H67ZM191 155H192V154H191ZM216 155H218V154L216 153ZM233 155H235V154H233ZM237 155H239V154L237 153ZM237 155H236V157H237ZM240 155H241V154H240ZM247 155H248V154H247ZM261 155H263V154H261ZM84 156H85V155H84ZM163 156H164V155H163ZM194 156H195V155H194ZM200 156H201V160H202V156H203L202 153H201ZM200 156H199V157H200ZM213 156H214V155H213ZM220 156H221V155H220ZM220 156L218 157V159L221 158ZM230 156H231V155H230ZM230 156H229V157H230ZM251 156H252V155H251ZM253 156H254V155H253ZM253 156H252L251 158H248V159H249V160L252 159ZM14 157H15V156H14ZM52 157H53V155H52ZM62 157H63V156H62ZM65 157H66V156H65ZM65 157H63V158H65ZM76 157H78L77 154H76ZM80 157H81V156H80ZM82 157H83V155H82ZM88 157H89V156H88ZM154 157H155V156H154ZM184 157H185V156H184ZM203 157H204V156H203ZM207 157H208V156H207ZM227 157H228V156H227ZM231 157H232V156H231ZM239 157H240V156H239ZM256 157H257V156H256ZM262 157H263V156H262ZM262 157H261V158H262ZM5 158H6V157H5ZM8 158H9V157H8ZM32 158H33V157H32ZM71 158H72V157H71ZM151 158H152V157H151ZM214 158H215V157H214ZM216 158H217V157H216ZM223 158H225V157H223ZM234 158H235V157H234ZM246 158H247V156H246ZM259 158H260V156H259ZM259 158H256V159H259ZM263 158H264V157H263ZM12 159H13V158H12ZM79 159H81V158H79ZM79 159H78V160H79ZM82 159H83V158H82ZM209 159H210V158H209ZM225 159H226V158H225ZM229 159L231 160V158H229ZM235 159H236V158H235ZM240 159H241V158H240ZM3 160H4V159H3ZM7 160H8V159H7ZM7 160L5 159L4 162L7 161ZM67 160H68V159H67ZM70 160H71V159H70ZM185 160H186V158H185ZM210 160H211V159H210ZM213 160H214V159H213ZM236 160H238V159H236ZM243 160H245V158H244ZM249 160H247V161H249ZM252 160H253V159H252ZM252 160H251V161H252ZM9 161H11V159H10ZM63 161H64V159H63ZM83 161H85V160L83 159ZM179 161H180V160H179ZM186 161H190V160L188 159V160H186ZM203 161H204V160H203ZM203 161H202V162H203ZM206 161H207V160H206ZM233 161L235 162V160H233ZM238 161H239V160H238ZM2 162H3V161H2ZM2 162H0V163L2 164ZM13 162H14V160H13ZM13 162H12V163H9V165H8V162H7V164H6L5 166H4V165H3V166H4L5 169H6V168H7L6 166L10 167L12 164H13V165L16 164V163H13ZM16 162H17V161H16ZM72 162H74V161H72ZM79 162H80V161H79ZM81 162H82V161H81ZM166 162H167V161H166ZM213 162H215V161H213ZM229 162H230V161H229ZM229 162H227V163H229ZM239 162H240V161H239ZM242 162H243V161L241 160V163H242ZM255 162H257V161H255ZM258 162H259V161H258ZM260 162H263V161H261V159H260ZM5 163H6V162H5ZM70 163H71V162H70ZM152 163H153V162H152ZM236 163H237V161H236ZM243 163H245V162H243ZM263 163H264V162H263ZM263 163H260V164L263 165ZM3 164H4V163H3ZM24 164H25V163H24ZM83 164H84V163H83ZM232 164H233V162H232ZM250 164H253V161L250 162ZM13 165L11 166V169L14 168ZM22 165H23V164H22ZM75 165H76V164H75ZM80 165H81V163H80ZM166 165H167V164H166ZM208 165H209V164H208ZM211 165H212V164H211ZM211 165H210L209 167H211ZM227 165H229V164H227ZM238 165H241V164H238ZM254 165H255V163H254ZM18 166H19V165H18ZM31 166H33V164H31ZM34 166H35V165H34ZM152 166H153V164H151V167H149V168H152ZM155 166H156V165H155V161H154L153 169H154ZM163 166H164V165H163ZM167 166H170V164H168ZM212 166H217V165H214V164H213ZM229 166H230V165H229ZM231 166H232V165H231ZM233 166L235 167V163H234ZM245 166H246V165H245ZM249 166H250V165H249ZM249 166H248V167H249ZM255 166L260 167L259 164H258V165H255ZM12 167H13V168H12ZM20 167H21V164H20ZM25 167H26V166H25ZM25 167H24V168H25ZM171 167H172V166H171ZM240 167H241V166H240ZM243 167H244V166H243ZM248 167H245V168H248ZM251 167H252V165H251ZM263 167H264V165H263ZM18 168H19V167H18ZM18 168H15V169H13V170H18L17 172H20V170H19ZM31 168H32V167H31ZM156 168H157V167H156ZM163 168H164V167H163ZM163 168H162V169H163ZM165 168H166V167H165ZM211 168H213V167H211ZM211 168H210V169H211ZM236 168H238V167H235L234 169H236ZM249 168H250V167H249ZM252 168H253V167H252ZM252 168H251V169H252ZM0 169H1V166H0ZM5 169H3L4 171H2V172L5 173ZM7 169H8V168H7ZM7 169H6V171H7ZM20 169H21V168H20ZM22 169H23V167H22ZM22 169H21V172H22ZM80 169H81V168H80ZM168 169H169V168H168ZM172 169H173V168H172ZM210 169H209V170H210ZM214 169H215V167H214ZM214 169H212V170H214ZM216 169H217V168H216ZM239 169H240V168H238V169H236V170H239ZM251 169H250V170H251ZM254 169H256V167H254ZM254 169H253V170H254ZM259 169H260V168H259ZM261 169H262V167H261ZM263 169H264V168H263ZM263 169H262V170H263ZM8 170H9V169H8ZM23 170H25V169H23ZM166 170H167V169H165V171H166ZM169 170H170V169H169ZM176 170H178V169L176 168ZM176 170H175V172H177ZM205 170H206V168H205ZM212 170H211V171H212ZM228 170H229V169H228ZM236 170H235V171H236ZM78 171H80V170L78 169ZM81 171H83V170H81ZM156 171H157V169H156ZM156 171H155V172H156ZM159 171H161L160 168H159ZM165 171H164V172H165ZM211 171H210V172H211ZM214 171H216V170H214ZM235 171H233V172H235ZM240 171H241V169H240ZM243 171H244V170H243ZM243 171H242V172H243ZM259 171H260V172H258V173H260V174L264 173V172L261 173V170H259ZM263 171H264V170H263ZM12 172H13V171H12ZM15 172H16V171H15ZM21 172H20V174L25 175L24 173H21ZM84 172H85V171H83V173H84ZM171 172H172V171H171ZM217 172L220 173V170L217 171ZM247 172H248V171H247ZM0 173H1V170H0ZM80 173H81V172H80ZM80 173L78 174L79 176H80ZM177 173H178V172H177ZM180 173H181V172H180ZM190 173H192V172H190ZM190 173H189V174H190ZM227 173H232V171H231V172H228V171H227ZM240 173H241V172H240ZM258 173H257V174H258ZM84 174H85V173H84ZM160 174H162V173H160ZM163 174H164V173H163ZM182 174H183V173H182ZM212 174H213V173H212ZM221 174H222V172H221ZM233 174L235 175V173H233ZM236 174H237V172H236ZM249 174H250V173H249ZM9 175L12 176L11 172H10ZM13 175H14V173H13ZM15 175H16V176H21V175H19V174H15ZM15 175H14V176H15ZM76 175H77V174H76ZM115 175H116V174H115ZM187 175H188V174H187ZM215 175H216V174H215ZM228 175H229V174H228ZM244 175H245V173H243V176H244ZM262 175H263V174H262ZM1 176H4V175H1ZM16 176H15V178H16V181H17L18 178H17ZM25 176H26V175H25ZM86 176H88V175L86 174ZM86 176H84V177H83V176H80V178H81V177L85 178ZM108 176H109V175H108ZM116 176H117V175H116ZM160 176H161V175H160ZM182 176H183V175H182ZM184 176H185V175H184ZM184 176H183V177H184ZM192 176H193V175H192ZM194 176H195V174H194ZM212 176H214V175H212ZM250 176H251V175H250ZM253 176H254V174H253L251 177H253ZM257 176H258V175L255 174V177H257ZM263 176H264V175H263ZM6 177H7V175H6ZM6 177H3V178H6ZM35 177L38 178V177H39V174H38V176H35ZM40 177H41V175H40ZM106 177H107V176H106ZM111 177H113V174H112ZM111 177H108V179H109V178L111 179ZM117 177H118V176H117ZM117 177H116V178H117ZM158 177H159V176H158ZM169 177H170V176H169ZM178 177H179V176H178ZM199 177H200V176H199ZM203 177H204V176H203ZM215 177H217V176H215ZM251 177H250V179H251ZM3 178H2V180H3ZM20 178H21V177H20ZM75 178H76V177H75ZM147 178H148V177H147ZM164 178H165V176L163 175V180L166 181L167 176H166L165 179H164ZM176 178H177V176H176ZM180 178H182V177H180ZM204 178H205V177H204ZM212 178H213V177H212ZM217 178H220V177H217ZM228 178H229V177H228ZM232 178H234V177H232ZM232 178H231V181L233 180ZM235 178H236V177H235ZM259 178H260V177H259ZM0 179H1V178H0ZM9 179H10V178H9ZM9 179H8V181H9ZM29 179H30V178H29ZM33 179H34V178H33ZM35 179H36V178H35ZM35 179H34V180H35ZM38 179H39V178H38ZM41 179H42V177H41L39 180L41 181ZM44 179H45V177H44ZM76 179H77V178H76ZM113 179H114V178H113ZM192 179H193V178H192ZM206 179H207V178H206ZM213 179H214V178H213ZM238 179H239V178L237 177V180H238ZM256 179H258V178H256ZM256 179H255V180H256ZM261 179L264 180V178H261ZM4 180H5V179H4ZM12 180H14V179H12ZM12 180H10V181L12 182ZM19 180H20V179H19ZM22 180H23V178H22ZM31 180H32V179H31ZM31 180H29V182H30ZM39 180H38V181H39ZM82 180H83V179H82ZM86 180H87V179H86ZM158 180H159V179H158ZM197 180H198V179H197ZM197 180H196V181H197ZM209 180H210V179H209ZM221 180H222V179H221ZM235 180H236V179H235ZM235 180L232 181L231 183L236 182ZM6 181H7V180H5V182H6ZM14 181H15V180H14ZM27 181H28V180H27ZM27 181H26V182H27ZM32 181H33V180H32ZM42 181H43V179H42ZM47 181H48V179H47ZM49 181H50V180H49ZM68 181H69V180H68ZM83 181H85V180H83ZM83 181H82V182H83ZM109 181H110V180H109ZM111 181H112V179H111ZM113 181H116V179L113 180ZM182 181H183V180H182ZM196 181H195V182H196ZM216 181H217V180H216ZM222 181H223V180H222ZM228 181L230 182V180H228ZM242 181H243V180H242ZM245 181H247V179H246ZM248 181H249V179H248ZM250 181H253V180H250ZM260 181H261V180H260ZM2 182H3V181H2ZM18 182H21V181H17V183L15 182V183L17 184V187H16V188H18V186H19V185H18V184H19ZM23 182H25V180H24ZM107 182H108V181H107ZM179 182H180V181H179ZM213 182H214V180H213ZM217 182H218V181H217ZM220 182H221V181H220ZM263 182H264V181H263ZM7 183H8V182H7ZM21 183H22V182H21ZM21 183H20V185H22ZM34 183H36V182H34ZM51 183H52V182H51ZM85 183H88V182H85ZM97 183H98V182H97ZM97 183H95V184H97ZM109 183H113V182H109ZM119 183H120V182H119ZM157 183H158V182H157ZM159 183H160V181H159ZM167 183H168V182H167ZM236 183H237V186L239 187V180H238ZM241 183H242V182H241ZM243 183H244V181H243ZM246 183H247V182H246ZM248 183H250V182H248ZM253 183H254V182H253ZM253 183H252L251 185H253ZM9 184H10V188H11V186H12L13 184H12V183H9ZM11 184H12V185H11ZM16 184H15V185H16ZM40 184H41V182H40ZM43 184H44V183H43ZM43 184H41V185L43 186ZM83 184H84V182H83ZM113 184H114V183H113ZM151 184H152V182H151ZM155 184H156V182H155ZM174 184H175V183H174ZM193 184H194V183H193ZM193 184H192V186H193ZM197 184H198V181H197V183H195L194 185L197 186ZM5 185H6V184H5ZM15 185H13V186H15ZM64 185H65V184H64ZM85 185H87V184H85ZM88 185H89V184H88ZM104 185H105V184H104ZM162 185H163V183H162ZM168 185H169V184H168ZM186 185H187V184H186ZM241 185H242V184H241ZM243 185H244V184H243ZM254 185H255V184H254ZM263 185H264V184H263ZM8 186H9V185H8ZM97 186H98V184H97ZM113 186H115V184H114ZM120 186H121V185H120ZM164 186H165V185H164ZM164 186H163V187H164ZM182 186L185 187V185H183V184H182ZM192 186H191V187H192ZM235 186H236V185H235ZM257 186H258V185L256 184V187H257ZM3 187L6 188V186H3ZM19 187H21V186H19ZM22 187H23V186H22ZM36 187H38V186H36ZM39 187H40V186H39ZM71 187H72V186H71ZM118 187H119V184H118ZM160 187H161V186H160ZM166 187H168V188L171 189V187H169V186H166ZM199 187H200V186H199V184H198V188H199ZM204 187H205V185H204ZM246 187H247V186H246ZM246 187H244V188H246ZM259 187H260V185H259ZM7 188L10 189L9 187H7ZM16 188H15V189H16ZM66 188H68L67 185H66ZM85 188H86V187H85ZM85 188H84V189H85ZM94 188H95V187H94ZM96 188H99V187H96ZM112 188L115 189V188H117V186H116V187H112ZM141 188H142V187H141ZM145 188H146V187H145ZM164 188H165V187H164ZM194 188H195V187H194ZM235 188H236V187H235ZM235 188H234V189H235ZM244 188H243V189H244ZM254 188H255V187H254ZM260 188H261V187H260ZM263 188H264V187H263ZM263 188H261V189H263ZM0 189H1V188H0ZM12 189H13V187H12ZM12 189H11V191H12ZM15 189H13V190H15ZM72 189H73V188H72ZM114 189H113V191H114ZM118 189H119V188H118ZM142 189H143V188H142ZM238 189L240 190V188H237V190H238ZM241 189H242V188H241ZM246 189H247V188H246ZM246 189H244V191H245ZM252 189H253V188H252ZM252 189H251V191H252ZM255 189H256V188H255ZM4 190H5V189H4ZM6 190H7V189H6ZM18 190H20V189H18ZM23 190H25V188H23ZM26 190H27V189H26ZM29 190H30V189H29ZM63 190H64V189H63ZM68 190H69V189H68ZM95 190H96V189H95ZM143 190H144V189H143ZM182 190H183V189H182ZM239 190H238V191H239ZM253 190H254V189H253ZM256 190H257V189H256ZM259 190H260V189H258V191H259ZM1 191H2V190H1ZM8 191H9V190H8ZM8 191H7V193H2V192H0V193H2L1 196L3 197V194H4L5 197H6V196L8 195ZM16 191H17V190L14 191V194H15V195L17 194ZM42 191H44V190H42ZM69 191H70V190H69ZM71 191H74V190H71ZM84 191H85V190H84ZM97 191H98V189H97ZM97 191H95V192H97ZM113 191H112V193L116 192V191H114V192H113ZM159 191H160V190H159ZM175 191H176V190H175ZM193 191H194V190H193ZM246 191H248V189H247ZM251 191H250V192L248 191V192L251 193V194H253ZM262 191H263V190H262ZM3 192H4V191H3ZM9 192H10V191H9ZM19 192H20V191H19ZM21 192H22V191H21ZM26 192H28V190H27ZM26 192H25V193H26ZM125 192H126V191H125ZM160 192H161V191H160ZM160 192H159V193H160ZM166 192L168 193V190H166ZM173 192H174V190H173ZM180 192H181V189H180ZM185 192H186V191H185ZM195 192L198 193V190H196ZM239 192H241V191H239ZM10 193L12 194L13 191L10 192ZM10 193H9V195H8L9 198H8V196H7L6 199H11V198H13L12 201H15V199H16V200L19 199V198H17V196H16V198H15V195L12 194V195L14 196V197H13ZM30 193H31V192H30ZM44 193H45V192H44ZM54 193H55V192H54ZM54 193L52 192V196L54 195ZM59 193H60V192H59ZM61 193H64V191L61 192ZM101 193H102V192H100V193H98V194H101ZM103 193H104V192H103ZM105 193H106V190H105ZM105 193H104V195H106ZM107 193H108V192H107ZM164 193H165V192H164ZM164 193H163V194H164ZM175 193H176V192H175ZM177 193H178V192H177ZM193 193H194V192H193ZM200 193H201V192H200ZM200 193H198V194H200ZM235 193H236V195H237V192H235ZM241 193H243V192H241ZM241 193H239V194L241 195ZM245 193H246V192H245ZM249 193H247V196L249 195ZM257 193H260V192H256V194H257ZM262 193H263V192H262ZM46 194L48 195L49 192H47ZM46 194H45V196H47ZM95 194H97V193H95ZM109 194H111V193H109ZM160 194H161V193H160ZM165 194H166V193H165ZM170 194H171V193H170ZM189 194H190V193H189ZM243 194H244V193H243ZM19 195L21 196L20 193L18 194V196H19ZM34 195H36V194H34ZM34 195H33V196H34ZM58 195H60V194H58ZM173 195H174V194H173ZM180 195H181V194H180ZM195 195H196V194H195ZM240 195H239V197H240ZM1 196H0V197H1ZM11 196H12V197H11ZM25 196H27V195L25 194ZM25 196L23 195L24 198H25ZM73 196H75L74 193H73ZM107 196H108V194H107ZM107 196H104V198L106 197V199H107ZM112 196H113V195H112ZM112 196H111V197H112ZM114 196H115V195H114ZM146 196H147V195H146ZM165 196H168V195L166 194ZM165 196H164V197H165ZM177 196H178V195H177ZM184 196H185V195H184ZM191 196H193V198H194V194H192ZM191 196H190V197H191ZM237 196H238V195H237ZM245 196H246V195H245ZM257 196H258V197H257L258 199H261V198L264 197V196H261V197L259 198L260 195H257ZM2 197H1V198H2ZM21 197H22V196H21ZM21 197H20V198H21ZM23 197H22V198H23ZM34 197H35V196H34ZM48 197H49V196H48ZM54 197H55V196H54ZM54 197H53V198H54ZM58 197H59V196H58ZM61 197H63L62 194H61ZM66 197H67V195H66ZM88 197H89V196H88ZM92 197H94V196L92 195ZM147 197H149V196H147ZM150 197H151V196H150ZM152 197H153V196H152ZM154 197H157V195L154 196ZM158 197H159V198H162L161 196H158ZM158 197H157V198H158ZM168 197H169V196H168ZM170 197H171V196H170ZM178 197H179V196H178ZM182 197H183V196H182ZM252 197H253V196H252ZM14 198H15V199H14ZM22 198H21V199H22ZM29 198H31V197L28 196V198L26 197L25 199L27 200V199H29ZM44 198H45V197H44ZM72 198H73L72 200L75 202V201H76V200L74 199L75 197H72ZM90 198H91V197H90ZM95 198H96V197H95ZM109 198H110V196L108 197V199H109ZM112 198H113V197H112ZM112 198H110V201L112 200ZM183 198H184V197H183ZM191 198H192V197H191ZM198 198L200 199L199 196H198ZM237 198H238V197H237ZM3 199H5V198H3ZM35 199H36V198H35ZM91 199H92V198H91ZM106 199H105V200H106ZM149 199H150V198H149ZM155 199H156V198H155ZM172 199H174V198H172ZM248 199H250V197H249ZM263 199H264V198H263ZM0 200H1V199H0ZM23 200H24V199H23ZM31 200H32V198H31ZM37 200H38V199H37ZM54 200H55V199H54ZM61 200H62V198H61ZM67 200H69V199H67ZM88 200H89V199H88ZM88 200H87V202H88ZM145 200H146V199H145ZM150 200H151V199H150ZM150 200H149V201H150ZM158 200H159V199H158ZM160 200H161V199H160ZM197 200H198V199H197ZM197 200H195V198H194V201L197 202ZM235 200H236V199H235ZM6 201H7V203H8V200H6ZM6 201H5V200L2 201L3 204H1V203H2V202H1L0 205L3 206V205H4V202L6 203ZM34 201H35V200H34ZM34 201H33V203H35ZM41 201H42V200H41ZM45 201H46V200H45ZM49 201H51V200H49ZM49 201H48V202H49ZM56 201H57V199L55 200L54 203H56ZM93 201H94V200L92 199V202H93ZM98 201L100 202V199H99ZM101 201H102V200H101ZM106 201H108V200H106ZM106 201H105V204H106ZM113 201H114V200H113ZM147 201H148V200H147ZM151 201H152V200H151ZM154 201H155V200H154ZM156 201H157V199H156ZM161 201H162V200H161ZM163 201H164V200H163ZM163 201H162V202H163ZM186 201H187V200H186ZM241 201H242V200H241ZM241 201H240V202H241ZM246 201L249 202V200H246ZM9 202H10L11 205L13 204V203H11V201H9ZM28 202H29V201H28ZM31 202H32V201H31ZM77 202H78V201H77ZM87 202H86V203H87ZM89 202H90V200H89ZM102 202L104 203V201H102ZM102 202H101V205H103ZM115 202L117 203V201H115ZM175 202H176V201H175ZM198 202H199V200H198ZM236 202H239V201L237 200ZM240 202H239V203H240ZM244 202H245V201H244ZM244 202H243V203H244ZM248 202H247V203H248ZM260 202H261V201H260ZM260 202H259V203H260ZM41 203H42V202H41ZM52 203H53V202H52ZM57 203H58V202H57ZM67 203H68V202H66V204H67ZM75 203H76V202H75ZM95 203H96V202H95ZM145 203H146V202H145ZM151 203H152V202H151ZM153 203H154V205H155V202H153ZM159 203L161 204V202H158V204H159ZM250 203H251V207H249L250 204H248L247 206H248L249 208H248L247 206H245V207H246L245 211L247 210V208H248V209L253 208V207H252V202H250ZM254 203H257V202L255 201ZM263 203H264V200H262V204H263ZM10 204L8 203V205H10ZM22 204H23V206H24V203H22ZM36 204H37L36 207H38L39 202L36 203ZM68 204H69V203H68ZM87 204H88V203H87ZM97 204H99V203H97ZM108 204H110V203H107L106 205H108ZM111 204L113 205V204H115V203H111ZM163 204H164V202H163ZM196 204H197V203H196ZM208 204H209V203H208ZM213 204L215 205V203H213ZM213 204H212V205H213ZM11 205H10V206H11ZM28 205H29V204H28ZM40 205H41V204H40ZM40 205H39V206H40ZM42 205H43V203H42ZM44 205H46V204H44ZM47 205H49V204H47ZM52 205H53V204H52ZM57 205H59V203L56 204L55 206L57 207ZM71 205H72V204H71ZM73 205H75V204L73 203ZM164 205H165V204H164ZM193 205H194V204H193ZM198 205L201 206L202 203H201V204H198ZM255 205L257 206V204H255ZM255 205H254V206H255ZM259 205H260V204H259ZM4 206H5V205H4ZM6 206H7V204H6ZM10 206H9V207H10ZM23 206H22V207H23ZM25 206H26V205H25ZM25 206H24V207H25ZM34 206H35V205H34ZM49 206L51 207V205H49ZM94 206H95V205H94ZM113 206H114V205H113ZM116 206H117V207H116ZM116 206H114V207H116V208L119 207L117 204H116ZM145 206H146V205H144V207H145ZM150 206H151V205H150ZM160 206H162V205H160ZM172 206L174 207V205H172ZM175 206H176V205H175ZM177 206H178V205H177ZM179 206H180V205H179ZM181 206H182V205H181ZM191 206H192V205H190V207H191ZM210 206H211V205H210ZM210 206H209V207H210ZM239 206L242 207L240 204H239ZM256 206H255V207H256ZM11 207H12V206H11ZM13 207L16 208L15 206H13ZM27 207H28V206H26V208H27ZM29 207H31V205H30ZM36 207H35V208H36ZM52 207H53V206H52ZM59 207H61V205L58 206V208H59ZM72 207H74V206H72ZM78 207H79V206H78ZM78 207H77V208H78ZM81 207H83V206H81ZM84 207H85V206H84ZM89 207H90V206H89ZM91 207H92V205H91ZM95 207H96V206H95ZM95 207H93V208H95ZM105 207H106V206H105ZM107 207H109V206H107ZM144 207H142L143 210H144ZM154 207H155V206H154ZM188 207H189V206H188ZM193 207H194V206H193ZM202 207H203V206H202ZM213 207H217V206H213ZM213 207H211V208H213ZM261 207H264V206H263V205H262V206L260 205V207L258 206V207H256V208H258V210H259V208H261ZM2 208H3V207H2ZM7 208H8V206H7ZM47 208H48V207H47ZM47 208H46V209H47ZM67 208H68V206H67ZM69 208H70V207H69ZM69 208H68V209H69ZM102 208H104V207H102ZM122 208H123V207H122ZM122 208H121V209H122ZM126 208H127V207H126ZM126 208H124V209H126ZM129 208H130V207H129ZM129 208H128V209H129ZM147 208H148V205H147ZM147 208H146V210H147ZM151 208H152V207H151ZM160 208H161V207H160ZM180 208H181V207H180ZM182 208L184 209V206H183ZM197 208H198V207H197ZM203 208H204V207H203ZM207 208H208V206H207ZM242 208L244 209V205H243ZM256 208L253 209V211L256 210ZM19 209H20V208H19ZM38 209H39V207H38ZM46 209H44V210H46ZM56 209H57V208H56ZM59 209H61V208H59ZM68 209H67V210H68ZM70 209H71V208H70ZM95 209H96V208H95ZM95 209H94V210H95ZM99 209L101 210V208H98V210H99ZM121 209H120V210H121ZM153 209H154V208H153ZM155 209H156V208H155ZM170 209H171V208L169 207V211H170ZM176 209H177V208H176ZM176 209H175V211H176ZM185 209H186V207H185ZM187 209H188V208H187ZM216 209H217V208H216ZM243 209H241V210H243ZM8 210H9V209H8ZM8 210H7V211H8ZM27 210H28V209H27ZM30 210L32 211V209H30ZM30 210H29V212H28V211H26V212H28L29 214H31V213H30ZM47 210H48V209H47ZM51 210H52V208L50 209V211H51ZM76 210H77V209H76ZM76 210H74V213H75ZM87 210H88V209H87ZM89 210H90V209H89ZM91 210H92V209H91ZM117 210H118V209H117ZM120 210H119V211H120ZM132 210H133V209H132ZM137 210H138V209H137ZM140 210H141V207H140ZM146 210H145V211H146ZM148 210H150V209L148 208ZM177 210H178V209H177ZM191 210L193 211L194 208L191 209ZM203 210H204V209H203ZM205 210H206V209H205ZM258 210L254 211V214H256V213H258V212H259V214H260V212H261L262 215L264 216V214H263L264 211H263V210H259V211H258ZM3 211H4V210H3ZM10 211H12V210H10ZM20 211L23 212L21 209H20ZM35 211H36V209H35ZM53 211H54V210H53ZM56 211H57V210H56ZM62 211H63V209H62ZM68 211H69V210H68ZM78 211H79V210H78ZM81 211H82V210H81ZM81 211H80V212H81ZM182 211H183V210H182ZM182 211L180 210V212H182ZM196 211H198V210H196ZM208 211L210 212L211 210H208ZM208 211H205V212H208ZM214 211H215V210H214ZM245 211H243L242 213H244ZM247 211H248V210H247ZM247 211H246V212H247ZM249 211H250V210H249ZM249 211H248L247 213H250V214H251V212H252L251 215H253V211H251V212H249ZM257 211H258V212H257ZM13 212H15L14 209H13ZM16 212H17V211H16ZM18 212H19V210H18ZM26 212H24V213H26ZM39 212H41V211H39ZM54 212H55V211H54ZM54 212L51 211V214L53 213V216H54V214H55ZM57 212H58V211H57ZM65 212H66V211H65ZM72 212H73V211H72ZM72 212H71V214H72ZM80 212H78V213L80 214ZM99 212H102V211H99ZM99 212H97V213L99 214ZM134 212H135V214H136V213L138 214V212H136V210H135ZM134 212H133V213H134ZM139 212H141V211H139ZM149 212H150V211H149ZM149 212H148V213H149ZM151 212H152V211H151ZM172 212H173V211H172ZM176 212H177V211H176ZM187 212H188V211H187ZM205 212H204V214H206ZM0 213H3V212H0ZM5 213H6V212H5ZM8 213H9V212H8ZM19 213H20V212H19ZM19 213H18V215H21V214H19ZM36 213H37L38 215L40 214V213H38V211H37ZM43 213H44V212H43ZM62 213H63V212H62ZM62 213H61V214H62ZM69 213H70V212H69ZM74 213H73V214H74ZM76 213H77V211H76ZM84 213H85V212H84ZM89 213H90V212H89ZM91 213H92V215H93L94 212L91 211ZM143 213H144V212H143ZM143 213H142V214H143ZM145 213H146V212H145ZM152 213H153V212H152ZM155 213H157V212H155ZM174 213H175V212H174ZM185 213H186V212H185ZM190 213H192V215H193L194 212H191V211H190ZM195 213H196V212H195ZM200 213H201V212H200ZM202 213H203V212H202ZM223 213H225V212H223ZM226 213H227V212H226ZM228 213H229V212H228ZM238 213H239V212H238ZM247 213H246V216H245V217H247V215H248ZM47 214H48V213H47ZM51 214H50V217L52 216ZM58 214H59V213H58ZM66 214H67V212H66ZM79 214H78V215H79ZM82 214H83V213H81V215H82ZM102 214H103V213H102ZM122 214H123V213H122ZM137 214H136V215H137ZM157 214H159V213H157ZM160 214H161V212H160ZM207 214L209 215V213H207ZM213 214H214V213H213ZM213 214H212L211 216H214V217H215V214H214V215H213ZM218 214H219V213H218ZM218 214H216V215L218 216ZM231 214H232V213H231ZM231 214L229 213V215H231ZM250 214H249V215H250ZM3 215H4V214H3ZM22 215H25V214H22ZM31 215H32V214H31ZM31 215H29V216H31ZM44 215H46V214H44ZM68 215H69V214H68ZM78 215H77V216H78ZM85 215H86V214H85ZM89 215H90V214H89ZM143 215H144V214H143ZM146 215H147V214H146ZM155 215H156V214H155ZM155 215H153V216H155ZM162 215H163V214H162ZM172 215H173V214H172ZM180 215H182V214H180ZM195 215H196V214H195ZM195 215H194V216H195ZM227 215H228V214H227ZM244 215H245V213H244ZM249 215H248V216H249ZM251 215H250V216H251ZM260 215H261V214H260ZM262 215H261V216H262ZM1 216H2V215H1ZM11 216H12V215H11ZM33 216H35V213H34ZM39 216H40V215H39ZM39 216H38V217H39ZM42 216H43V215H42ZM48 216H49V215H48ZM53 216H52V218H53ZM58 216H59V215H58ZM82 216H83V215H82ZM82 216H81V217H82ZM95 216H96V214H95ZM102 216H103V215H102ZM102 216H101V215H100V216L97 215V217H102ZM138 216H139V215H138ZM141 216H142V215H141ZM141 216H140V217H141ZM153 216H152V217H153ZM158 216H159V215H158ZM170 216H171V215H170ZM182 216H183V215H182ZM182 216H181V217H182ZM194 216H193V217H194ZM197 216H198V212H197ZM199 216H201V215H199ZM219 216H220V214H219ZM219 216H218V218H219ZM222 216L225 217L226 215H225V216L222 215ZM234 216H235V215H234ZM13 217H14V216H13ZM24 217H25V216H24ZM50 217H49V218H50ZM60 217H61V215H60ZM69 217H70V216H69ZM90 217H91V216H90ZM92 217H93V216H92ZM150 217H151V216H150ZM159 217H161V215H160ZM159 217H158V218H159ZM168 217H169V215H168ZM168 217L166 218V220L168 219ZM172 217H173V216H172ZM172 217H170V218H172ZM187 217L190 218L189 216H187ZM203 217H206V216L203 215ZM232 217H233V216H232ZM235 217H236V216H235ZM241 217H242V216H241ZM254 217H255L254 219H256V215H255ZM257 217H259L258 214H257ZM8 218H9V217H8ZM10 218H11V217H10ZM20 218H21V217H20ZM26 218H27V216H26ZM36 218H37V216H36ZM36 218H35V223L37 222ZM39 218H41V217H39ZM44 218H45V217L43 216V219H44ZM46 218H47V217H46ZM52 218H51V219H52ZM67 218H68V217H67ZM72 218H73V216H72ZM88 218H89V217H88ZM142 218H143V217H142ZM146 218H148V215H147ZM153 218H154V217H153ZM155 218H156V217H155ZM161 218H162V217H161ZM170 218H169V220H170ZM184 218H185V217H184ZM208 218H209V217L207 216V220H208ZM225 218L227 219V217H225ZM239 218H240V217H239ZM247 218H248L247 220H249V217H247ZM11 219H12V218H11ZM11 219H10V220H11ZM16 219H17V218H15V220H16ZM21 219H22V218H21ZM33 219H34V218H33ZM43 219H42V221L45 222V220H43ZM53 219H55V218H53ZM53 219H52V220H53ZM162 219H163V218H162ZM199 219H200V218H199ZM199 219H198V220H199ZM223 219H224V218H223ZM228 219H230V218H228ZM234 219H235V218H234ZM236 219H237V218H236ZM257 219H260V218H257ZM257 219H256V221H257ZM0 220H3V219H0ZM15 220H14V221H15ZM25 220H26V219H25ZM27 220H28V218H27ZM38 220H39V219H38ZM169 220H168V222L170 223ZM190 220H191V221H192V220H197V218H195V219H194V218H193V219L191 218V219H189V221H190ZM202 220H203V218H202ZM210 220H212V219H210ZM210 220H208V221L210 222ZM213 220H214V218H213ZM220 220H221V219H220ZM5 221H7L6 218H5ZM8 221H9V220H8ZM8 221H7V223H8ZM14 221H13L12 223H14ZM18 221H19V220H18ZM30 221H31V220H30ZM33 221H34V220H33ZM40 221H41V220H40ZM58 221H59V220H58ZM74 221H75V220H74ZM191 221H190V222H191ZM217 221H218V220H217ZM227 221H228V220H227ZM244 221H246V219H245ZM252 221H253V220H252ZM256 221H255V222H256ZM260 221H263V220L261 219ZM26 222H27V221H26ZM49 222H50V221H49ZM55 222H57V221H55ZM70 222H73V221H70ZM157 222H158V221H157ZM159 222H160V220H159ZM161 222H163V221H161ZM198 222H200V221H197V223H198ZM201 222L203 223L204 221H201ZM222 222H223V220H222ZM224 222H226V220H224ZM240 222H241V221H240ZM240 222H239V224H240ZM263 222H264V221H263ZM0 223H1V222H0ZM4 223H5V222H4ZM10 223H11V222H10ZM10 223H9V224H10ZM12 223H11V224H12ZM16 223H17V221H16ZM22 223H25V222H22ZM29 223H30V222H29ZM29 223H28L26 226H28ZM31 223H32V222H31ZM163 223H164V222H163ZM171 223H172V221H171ZM191 223H192V222H191ZM193 223H194V221H193ZM197 223H196V225H197ZM216 223H217V222H216ZM234 223H235V222H234ZM252 223H254V221H253ZM259 223H260V222H259ZM259 223L255 224V225L258 226ZM37 224H38V223H37ZM50 224H51V223H50ZM165 224H166V222H165ZM165 224H164V226H165ZM187 224H189V223L187 222ZM194 224H195V223H194ZM199 224H200V223H199ZM203 224L205 225L206 223L204 222ZM207 224H210V223H207ZM226 224L228 225L227 222H226ZM232 224H233V223H232ZM260 224H261V223H260ZM15 225H16V224H15ZM24 225H25V224H24ZM33 225H34V223H33ZM51 225H52V224H51ZM51 225H50V226H51ZM183 225H184V224H183ZM183 225H182V226H183ZM201 225H202V224H201ZM204 225H203V226H204ZM214 225H215V224H214ZM227 225H226V226H227ZM235 225H236V224H235ZM245 225H246V224H245ZM245 225H244V226H245ZM251 225H252V224H251ZM4 226H5V224H4ZM6 226H7V225H6ZM6 226H5V227H6ZM22 226H23V225H22ZM40 226H41V225H39V226H37V227H40ZM47 226H48V223H47ZM55 226H56V225H55ZM156 226H157V225H156ZM171 226H173V225H171ZM171 226H169V227H171ZM189 226H192V227H193V225H189ZM194 226H195V225H194ZM212 226H213V225H212ZM216 226H217V225H216ZM240 226H241V225H240ZM244 226H243V227H240V228H241L240 231L243 230V228L248 229L247 227H248L249 225H246L247 227H244ZM257 226H256V227H257ZM259 226H260V225H259ZM262 226H263V225H261V228H262ZM9 227L11 228L12 226H7L8 229H10ZM19 227H20V226H19ZM32 227H33V226H32ZM35 227H36V225H35ZM37 227H36V228H37ZM159 227H162V226L159 225ZM167 227H168V225H167ZM185 227H186V225H185ZM197 227H198V226H197ZM214 227H215V226H214ZM217 227H218V226H217ZM220 227H221V226H220ZM232 227H234V225H233ZM232 227H230V228H232ZM251 227H252V226H251ZM7 228H6V229H7ZM13 228H14V227H13ZM15 228H16V227H15ZM17 228H18V227H17ZM23 228H25V227H23ZM28 228H29V227H28ZM43 228H44V226H43ZM52 228H53V227H52ZM54 228H55V227H54ZM54 228H53V229H54ZM172 228H175V227L173 226ZM179 228H180V227H179ZM190 228H191V227H190ZM193 228H194V227H193ZM208 228H210V226H209ZM223 228H224V226L222 227V229H223ZM225 228H226V227H225ZM228 228H229V227H228ZM236 228H238V227H236ZM249 228H250V227H249ZM6 229H5L4 231H6ZM25 229H26V228H25ZM30 229H31V227H30ZM46 229H47V228H46ZM48 229H49V227H48ZM166 229H167V228H166ZM166 229H164V232L167 231ZM169 229H170V228H169ZM175 229H176V228H175ZM175 229H174V230H175ZM181 229H183V228H181ZM194 229H196V227H195ZM198 229H199V228H198ZM205 229H207V227H206ZM213 229H214V228H213ZM246 229H244V230H245L244 232H246ZM11 230H12V229H11ZM13 230H14V229H13ZM19 230H20V228H18V231H19ZM32 230H33V229H32ZM43 230H44V229H43ZM156 230H159V229H156ZM165 230H166V231H165ZM176 230H177V229H176ZM190 230H191V229H190ZM196 230H197V229H196ZM201 230H202V232L205 231V233H206V230H203V227H202ZM201 230H200V231H201ZM209 230H211V229H209ZM209 230H208V231H209ZM214 230H216V229H214ZM223 230H226V229H223ZM223 230H222V231H223ZM251 230H252V229H251ZM257 230H258V229H257ZM260 230H262V229H260ZM263 230H264V228H263ZM27 231H28V230H27ZM40 231H41V230H40ZM47 231H48V230H47ZM47 231H46V232H47ZM49 231H50V230H49ZM52 231H53V230H52ZM171 231L173 232V230H171ZM183 231H184V230H182L181 232H183ZM192 231H193V230H192ZM197 231H198V230H197ZM197 231H196V232H197ZM208 231H207V232H208ZM220 231H221V230H220ZM236 231H237V233L239 232L238 230H236ZM236 231H232V230H231V232H236ZM247 231H248V230H247ZM1 232H2V231H1ZM13 232H14V231H13ZM13 232H12V233H13ZM15 232H16V231H15ZM20 232H21V230H20ZM28 232H30V231H28ZM31 232H32V231H31ZM31 232H30V234H31ZM41 232H42V231H41ZM83 232H84V231H83ZM169 232H170V230H169ZM175 232H176V231H175ZM184 232H185V231H184ZM188 232H189V231H188ZM188 232H186V233H188ZM196 232H195V237H196V236L198 237V235H196V234H197ZM202 232H199V234L201 233V235H202V234H203ZM214 232H215V231H214ZM216 232H217V231H216ZM229 232H230V231H229ZM241 232H242V231H241ZM241 232H240V233H241ZM244 232H243V233H244ZM254 232H255V231H253V233H254ZM3 233H5V232H3ZM7 233H8V232H7ZM7 233H5V234H7ZM12 233H11V234H12ZM44 233H45V232H44ZM50 233H51V231H50ZM50 233H48V234H50ZM81 233H82V232H81ZM86 233H87V231H86ZM162 233H163V232H162ZM176 233H177V232H176ZM193 233H194V232H193ZM217 233H218V232H217ZM240 233H238V234H240ZM250 233H251V232H250ZM256 233H257V232H256ZM256 233H254V235H253L254 237H255ZM258 233H259V235H260L261 232H258ZM13 234H14V233H13ZM26 234H27V233H26ZM28 234H29V233H28ZM166 234H167V232H166ZM168 234H169V233H168ZM171 234H172V233H170L169 235H171ZM173 234L175 235V233H173ZM232 234H233V233H232ZM238 234H237V235H238ZM245 234H246V233H245ZM245 234H244V235H245ZM262 234H263V233H261V235H262ZM17 235H19V234H17ZM21 235L23 236V234H21ZM50 235H52V234H50ZM50 235H48V238L51 237ZM85 235H86V234H85ZM85 235H84V237L86 238ZM189 235H190V232H189ZM192 235H193V234L191 233L190 236L193 238L194 236H192ZM201 235H200V236H201ZM203 235H204V234H203ZM203 235H202V236H203ZM211 235H212V234H211ZM217 235H218V234H217ZM230 235H231V234H230ZM233 235H235V234H233ZM237 235H236V236H237ZM261 235H260V236H261ZM0 236L3 237L4 235L2 236V235L0 234ZM7 236H8V235H7ZM10 236H11V235H10ZM13 236H14V235H13ZM46 236H47V235H46ZM49 236H50V237H49ZM89 236H90V234H88L87 239L90 238ZM94 236H95V235H94ZM94 236H93V237H94ZM167 236H168V235H167ZM172 236H173V235H172ZM190 236H188V234H186V237H187L186 241L188 240V242L191 243V241H189L190 239H188V237H190ZM204 236H205V235H204ZM206 236H207V235H206ZM206 236H205V237H206ZM208 236H209V233H208ZM208 236H207V237H208ZM212 236H213V235H212ZM214 236H216V235H214ZM218 236H219V237H222V236H220V235H218ZM247 236H249V241H251V239H250V238H251L250 235H247ZM247 236H246V237H247ZM251 236H252V235H251ZM4 237H5V236H4ZM4 237H3V238H4ZM8 237H9V236H8ZM11 237H12V236H11ZM11 237H10L11 240H12V239L15 240V238H13V237L11 238ZM18 237H19V236H18ZM25 237H26V235L24 236V238H25ZM27 237H28V236H27ZM29 237H31V236H29ZM29 237H28V238H29ZM81 237L83 238V235H82ZM197 237H196V238H197ZM205 237H204V238H205ZM233 237H234V236H233ZM238 237H240V236H238ZM262 237H264V234L262 235ZM5 238H6V237H5ZM85 238H84V239H85ZM94 238H95V237H94ZM94 238H93V239H94ZM96 238H97V237H96ZM165 238H166V237H165ZM184 238H185V237H184ZM184 238H183V242L185 241ZM198 238H199V237H198ZM200 238H201V237H200ZM200 238H199V239H200ZM208 238H209V237H208ZM208 238H206V239H208ZM240 238H241V237H240ZM242 238H243V236H242ZM244 238H245V237H244ZM0 239H2V238H0ZM8 239H9V238H8ZM21 239L24 241V240L27 239V238H25V239L21 238ZM29 239H30V238H29ZM29 239H28V240H29ZM87 239H86V240H87ZM161 239H162V238H161ZM168 239H169V238H168ZM170 239H171V237H170ZM194 239H195V238H193V241H194ZM209 239H210V238H209ZM209 239H208V240H209ZM238 239H239V238H238ZM246 239H247V238H245V241H246ZM256 239H258V236H256ZM6 240H7V239H5V242H6ZM16 240H17V238H16ZM16 240H15V242H17V241L19 242L20 237H19V240H17V241H16ZM30 240H31V239H30ZM30 240H29V241H30ZM46 240H47V239H46ZM201 240H202V238H201ZM201 240H200V241H201ZM222 240H223V239H222ZM253 240H254V238H253ZM253 240H252V241H253ZM260 240L262 241L261 244L264 245L263 238H262V239H259L258 241H260ZM3 241H4V239H3ZM26 241H27V240H26ZM26 241H24V244L26 243ZM72 241H73V240H72ZM72 241L70 240V242H72ZM78 241H80L79 243H80V246H81V244H82L81 240H78ZM78 241L76 240V241H74V242H76V244H77ZM82 241H83V240H82ZM88 241H89V240H88ZM91 241H92V240H90V242H91ZM171 241H172V240H170V242H169L170 244H171L172 242L174 243V241H172V242H171ZM175 241L179 243V242L181 241V239H180L179 241H178V239H177V240L175 239ZM197 241L199 242V240H197ZM204 241H206V240H204ZM217 241H218V240H217ZM217 241H216V243H217ZM223 241H224V240H223ZM230 241H231V240H230ZM232 241H235V242H236L237 240H232ZM238 241H239V240H238ZM240 241H241V239H240ZM242 241H243V239H242ZM43 242H46V241H43ZM70 242H68V243H70ZM84 242H85V240L83 241V243H84ZM92 242H95V241H92ZM160 242H162V241H160ZM164 242H165V240H164ZM219 242H220V241H219ZM221 242H222V241H221ZM221 242H220V243H221ZM243 242H244V241H243ZM10 243H13V242H10ZM27 243H28V242H27ZM47 243H48V241H47ZM88 243H89V242H88ZM128 243H129V242H128ZM178 243H175V244L178 245L177 247H179V244H178ZM190 243H189V244H190ZM195 243H196V245H200V244H201V243H200V244H199V243L197 244V242H195ZM202 243H204V242H202ZM213 243H214V242H213ZM237 243H238V242H237ZM237 243H236V244H237ZM245 243L247 244L248 241L245 242ZM257 243H260V242H257ZM16 244H17V243H16ZM20 244H21V243H20ZM20 244H18V246H19ZM34 244H36V242H34ZM37 244H38V242H37ZM37 244H36V245H37ZM73 244H75V243H73ZM76 244H75V246L78 245V244H77V245H76ZM85 244H86V243H85ZM85 244H84V245H85ZM124 244H125V243H124ZM156 244H158V242H157ZM180 244H181V243H180ZM186 244H187V242H186ZM193 244H194V243H193ZM193 244H190V246H192ZM221 244H222V243H221ZM224 244H226L225 241H224ZM232 244L235 245V243H233V242H232ZM242 244H243V243H241V245H242ZM246 244H244V245H242V246L244 247V246H246ZM253 244H255V243H253ZM3 245H4V244H3ZM12 245L16 246L15 243L12 244ZM12 245H10V246L12 247ZM26 245H27V244H26ZM44 245H45V244H43V248H45ZM70 245H71V243H70ZM84 245H83L82 247L85 248V249H88V245H87V248H86ZM91 245H93V244H91ZM95 245H98V244H94V245H93L94 247L92 246V247H93V249H92L91 246H90V244H89V249H88V250L91 249L92 251H97V249L94 250V248H96ZM125 245H126V244H125ZM125 245H124V250H125ZM127 245H128V244H127ZM182 245H185V243H182ZM208 245H209V244H208ZM227 245L229 246L230 244L227 243ZM234 245H233V249L236 248V247H234ZM237 245H238V244H237ZM251 245H252V244H251ZM1 246H2V245H1ZM10 246H8V247H10ZM14 246H13V247H14ZM23 246H25V245H23ZM23 246H22V247H23ZM33 246H35V245H33ZM39 246H40V245H39ZM122 246H123V245H122ZM129 246H130V245H129ZM164 246H166V245L164 244ZM164 246H163V247H164ZM170 246H171V245H170ZM173 246H175V245L173 244ZM193 246H194V245H193ZM221 246H222V245H221ZM228 246H226V247L228 248ZM230 246H231V245H230ZM248 246H249V245H248ZM248 246H247V247H248ZM11 247H10V248H11ZM27 247L30 248V246H27ZM31 247H32V246H31ZM46 247H47V244H46ZM71 247H73V246H71ZM71 247H70V248H71ZM78 247H79V246H78ZM138 247H139V246H137V248H138ZM157 247H158V246H157ZM157 247H156V248H157ZM163 247L161 246V248H163ZM177 247H174L175 249H172V251L178 249ZM184 247H185V246H184ZM196 247H198V246H196ZM196 247H195V248H196ZM212 247H213V245H212ZM214 247H215V245H214ZM224 247H225V246H224ZM239 247H240V249L242 248L241 246H239ZM247 247L245 248L246 250L249 249V247H248V249H247ZM254 247H258V244H257V245H254ZM260 247H262V246L260 245ZM2 248H4V250H5V247L2 246ZM14 248H15V247H14ZM16 248H17V246H16ZM18 248H19V250L21 251L20 247H18ZM25 248H26V247H25ZM74 248H76V247H74ZM171 248H172V246H171L170 249H169L170 251H171ZM180 248H181V247H180ZM180 248H179V249H180ZM209 248H210V247H209ZM250 248H251V246H250ZM263 248H264V246H263ZM32 249H34V252L37 251V250L35 251L36 246H35V248L32 247ZM32 249H31V250H32ZM40 249H41V248H40ZM45 249H47V248H45ZM45 249H44V250H45ZM79 249H80V248H79ZM119 249H120V248H119ZM146 249H147V248H146ZM163 249H164V248H163ZM182 249H183V248H182ZM182 249H181L180 251H182ZM231 249H232V248H231ZM238 249H239V248H238ZM242 249H243V248H242ZM17 250H18V249H17ZM19 250H18V251H19ZM22 250H23V249H22ZM24 250H26V249H24ZM24 250H23V251H24ZM28 250H29V249H28ZM49 250H51V249H49ZM56 250H57V249H56ZM72 250H73V249H72ZM75 250H76V249H75ZM75 250H74V251H75ZM77 250H78V249H77ZM77 250H76V251H77ZM81 250H82V249H81ZM91 250H90V251H91ZM128 250H129V249H127V251H128ZM139 250H140V249H139ZM142 250H143V252L145 251L143 248H141L140 251L142 252ZM191 250H192V249H191ZM206 250H207V249H206ZM213 250H214V249H213ZM216 250L218 251V248H217ZM227 250H229V249H227ZM227 250H226V251H227ZM246 250H245V251H246ZM254 250H255V249H254ZM254 250H253V251H254ZM260 250H261V248H260ZM0 251H1V249H0ZM2 251H3V250H2ZM7 251H8V248H7ZM53 251H54V253H55V250H53ZM58 251L61 252V251H63V250H59V249H58ZM65 251H66V249H65ZM65 251H64V252H65ZM69 251H70V254H71V250H69ZM79 251H80V250H79ZM82 251H84V250H82ZM118 251H119V250H118ZM122 251H123V250H122ZM122 251H121V253H122ZM125 251H126V250H125ZM127 251H126V252H127ZM134 251H135V250H134ZM134 251H133V252H134ZM164 251H166V250H164ZM172 251H171V252H172ZM184 251H185V252H184ZM184 251H183V254H185L186 251L188 252V249H187V250H184ZM203 251H204V250H203ZM209 251H210V250H209ZM223 251H224V250H223ZM223 251H222V252H223ZM226 251H224V253H225ZM229 251H231V253H232V250H229ZM238 251H239V250H238ZM243 251H244V249H243ZM245 251H244V252H245ZM251 251H252V249H251ZM255 251H257V249H256ZM4 252H6V251H4ZM11 252H12L13 254H14V253H17L16 251L13 252V249H12ZM11 252H10V253H11ZM40 252H41V251H39V253H40ZM48 252H50V251H48ZM66 252L68 253V251H66ZM84 252H85V251H84ZM99 252H100V251H99ZM99 252H95V254H92V253H93V252H92L91 254H92V255H96V253H98V255L100 256L102 253L99 254ZM101 252H102V251H101ZM105 252H109V251H105ZM126 252H125L124 254H126ZM135 252H136V251H135ZM146 252H147V251H145L144 253L146 254ZM148 252H149V251H148ZM148 252H147V253H148ZM152 252H153V251H152ZM152 252H151V253H152ZM156 252H157V250H156ZM161 252H163V250H162V251H159L158 254H157V255L155 254V255H156V256L159 255V257H160V255H163V254H159V253H161ZM171 252H169V254H171ZM173 252H174V251H173ZM175 252H179V251H175ZM175 252H174L173 254H175ZM213 252H214V251H213ZM220 252H221V251H220ZM233 252H234V250H233ZM236 252H237V251H236ZM239 252H240V254H241V253H242V250H240ZM247 252H248V251H247ZM260 252H262V251H260ZM8 253H9V252H8ZM10 253L7 255V252H6L4 255L9 256ZM12 253H11V254H12ZM20 253H21V252H20ZM20 253H19V254H20ZM24 253H25V251H24ZM26 253H27V251H26ZM26 253H25V254H26ZM37 253H38V251L36 252V254H37ZM43 253H47V252H44V251H43L42 254H43ZM50 253H52V252H50ZM57 253H58V254H57V256H58L60 253H59V252H57ZM88 253H90V252H88ZM88 253H86V255H87ZM111 253H112V252H111ZM113 253H114V252H113ZM121 253H118V254L120 255ZM127 253H131V252L129 251V252H127ZM197 253H198V252H197ZM203 253H204V252H203ZM203 253H202V254H203ZM218 253H219V251H218ZM226 253H227V252H226ZM237 253H238V252H237ZM237 253H235V255H236ZM21 254H22V253H21ZM21 254L19 255V257H21ZM25 254H24V255H25ZM36 254H35V255L33 254V257H34V256H37ZM61 254H63V252H62ZM73 254H74V253H73ZM77 254H78V252H77ZM77 254H76V255H77ZM79 254H80V253H79ZM84 254H85V253H84ZM91 254L89 255V257H93ZM105 254H107V253H105ZM133 254H135V253H133ZM152 254H154V253H152ZM173 254H172V255H173ZM176 254H177V253H176ZM179 254H181V253H179ZM183 254H182V255H183ZM187 254H188V253H187ZM195 254H196V253H194V255H195ZM200 254H201V252H200ZM207 254H208V253H205V255H204V254H203V255L206 256ZM215 254H216V252H215ZM238 254H239V253H238ZM245 254H246V252H245ZM261 254H264V253H261ZM261 254L259 253V255H261ZM30 255H31V251H30ZM39 255H40V254H39ZM67 255H69V254H67ZM71 255H72V254H71ZM71 255H70V256H71ZM76 255L73 256V258L69 256V258L74 259V257H75V258L77 257ZM86 255H84V256H86ZM98 255H97V256H98ZM103 255H104V254H102V256H103ZM110 255H111V254H110ZM138 255H139V254H138ZM164 255H166V253H165ZM164 255H163V256H164ZM185 255H186V254H185ZM185 255L182 256V257L185 258ZM197 255H199V253H198ZM212 255H213V253H212ZM232 255H234V254L232 253ZM254 255H255V254H254ZM7 256H6V258H5V256H3L4 260L7 259ZM11 256H12V255H11ZM17 256H18V255H17ZM17 256L15 257V255H14L13 258H15V261H14V259H13L12 262H17V260H16ZM40 256H41V255H40ZM42 256H43V255H42ZM45 256H46V255H45ZM48 256H51V255L48 254ZM48 256H47V257H48ZM55 256H56V255H54V258H55ZM60 256H61V255H60ZM60 256H58V257L60 258ZM64 256H66V254H65ZM80 256H82V255L80 254ZM80 256H79V259H80V260H81V259L83 260V257H80ZM116 256H117V255H116ZM116 256H115V254L113 255L114 258H115ZM123 256H124V255H123ZM136 256H137V255H136ZM145 256H146V255H144V258H145ZM148 256H149V255H148ZM151 256H152V255H151ZM163 256H162V258H163ZM170 256H171V255H170ZM175 256H176V255H175ZM177 256L180 257L181 255H178V254H177ZM190 256H191V254H189V256L187 255V258H189ZM216 256H217V255H216ZM220 256H222V254H221ZM225 256H226V255H225ZM225 256H224V257H225ZM230 256H231V255H230ZM238 256H239V255H238ZM238 256L236 255V259H237ZM241 256H242V255H241ZM247 256H248V255H247ZM251 256H252V255H251ZM19 257H18V259H19ZM27 257H29V256L27 255ZM30 257H31V256H30ZM33 257H32V258H33ZM58 257H56L57 260H58ZM66 257H67V256H66ZM66 257H63V258H66ZM89 257H88V255H87V258H89ZM109 257H110V256H109ZM111 257H112V256H111ZM125 257H127V255H126ZM129 257H131V254H130ZM166 257L169 258L168 255H167ZM182 257L178 258V260H180ZM206 257H208V255H207ZM209 257H211V255H209ZM231 257H233V256H231ZM244 257H246V256H244ZM258 257H259V256H258ZM263 257H264V256H263ZM3 258H2V259H3ZM8 258L10 259V257H8ZM54 258H53V255H52V260H53ZM95 258L98 259L99 257H98V258L95 257ZM95 258H94V259H95ZM100 258L102 259V257H100ZM100 258H99V259H100ZM116 258H117V257H116ZM116 258H115V259H116ZM119 258H120V257H119ZM140 258H141V257H140ZM144 258H143V261L145 260ZM147 258H148V257H147ZM151 258L153 259V261H157V259H159L158 257H156L157 259L155 260V259H154L155 257L153 258V256H152ZM160 258H161V257H160ZM167 258L164 259V260H166V264H168L167 261L170 259V258H169V259L167 260ZM172 258H173V260H174L175 258L177 259V257H173V256H172ZM187 258H185V259H187ZM190 258H192V257H190ZM190 258H189V259H190ZM193 258H194V257H193ZM193 258H192V259H193ZM221 258H222V257H221ZM239 258H243V256H242V257H239ZM246 258H247V257H246ZM252 258H253V257H252ZM11 259H12V258H11ZM22 259H23V258H22ZM27 259H28V258H27ZM29 259H30V258H29ZM42 259H43V258H42ZM42 259H40V260H42ZM96 259H95V260H96ZM99 259H98V260H99ZM104 259H105V258H104ZM104 259H103V260H104ZM115 259H114V260H115ZM122 259H124V258H122ZM122 259H121V260H122ZM126 259H127V258H125V260H126ZM133 259H134V258H133ZM152 259H150V260H152ZM216 259H217V258H216ZM216 259H215V260H216ZM227 259H228V258H227ZM7 260H8V259H7ZM25 260H26V259H25ZM35 260H36V258H35ZM43 260L46 261L45 258H44ZM54 260H55V262H56V259H54ZM76 260H77V259H75V261L72 260L73 263L78 261V260H77V261H76ZM80 260H79V263H81ZM90 260H91V259H90ZM111 260H112V264H113V263H114V262H113V259H110V261H111ZM121 260H120V261H121ZM147 260H148V259H147ZM150 260H148V261H150ZM183 260H184V259L182 258V261H183ZM190 260H191V259H190ZM205 260H207V259H205ZM209 260H210V259H209ZM225 260H226V257H225ZM243 260L245 261V259H243ZM243 260H242V261H243ZM246 260H247V259H246ZM258 260H259V258H258ZM260 260L262 261V259H260ZM10 261H11V260H10ZM19 261L21 262V260H19ZM36 261H37V263H39L38 260H36ZM47 261H49V258H47ZM47 261H46L45 263L49 264V262H47ZM50 261H51V259H50ZM72 261H71V263H72ZM84 261H85V260H83V262H84ZM87 261H88V259H87L85 262H87ZM100 261H102V260H100ZM117 261L120 262L119 260H117ZM136 261H137V260H136ZM139 261H140V260H139ZM139 261H137V262H139ZM158 261H159V260H158ZM160 261H161V259H160ZM169 261H170V260H169ZM186 261H187V260H186ZM197 261H198V260H197ZM197 261H196V262H197ZM210 261H211V260H210ZM227 261H229V260H227ZM230 261H231V258H230ZM235 261H236V260H235ZM237 261H238V260H237ZM240 261H241V259H240ZM242 261H241V263H242ZM252 261H253V260H252ZM252 261H251V262H252ZM263 261H264V260H263ZM20 262H19V263H20ZM22 262H23V261H22ZM22 262H21V263H22ZM41 262H42V264H44L43 261H41ZM55 262H53V263H55ZM57 262H58V261H57ZM57 262H56V263H57ZM83 262H82L81 264H83ZM96 262H97V261H96ZM102 262H103V261H102ZM104 262H105V263H104ZM104 262H103V264H106L107 261L104 260ZM141 262H142V261H141ZM145 262H146V261H145ZM145 262H144V263H145ZM150 262H151V261H150ZM150 262H149V263H150ZM161 262H162V261H161ZM171 262H173V261L171 260ZM171 262H169V264H171ZM175 262H178V261H175ZM190 262L192 263V261H189V264H190ZM194 262H195V261H193L192 264H195V263H196V262H195V263H194ZM202 262H208V263L210 264L212 261L209 262V261H204V259H202ZM222 262H223V260H222ZM8 263H9V261H8ZM56 263H55V264H56ZM60 263L62 264L61 261H60ZM65 263L67 264L68 262L64 261V264H65ZM69 263H70V262H69ZM88 263H89V262H88ZM91 263L93 264V262H90L89 264H91ZM149 263H148V264H149ZM151 263L154 264L153 262H151ZM151 263H150V264H151ZM157 263L159 264L160 262H157ZM162 263H163V262H162ZM164 263H165V262H164ZM184 263H185V261H184ZM199 263H200V262H199ZM208 263H206V264H208ZM214 263H215V262H214ZM214 263H213V264H214ZM216 263H218V262H216ZM224 263H225V262H224ZM233 263H234V262H233ZM236 263H237V262H236ZM238 263H240V262H238ZM238 263H237V264H238ZM246 263H247V262H246ZM257 263H258V262H257ZM2 264H7V263H2ZM13 264H14V263H13ZM50 264H52V263L50 262ZM74 264H75V263H74ZM77 264H78V263H77ZM85 264H86V263H85ZM97 264H98V263H97ZM107 264H108V263H107ZM110 264H111V263H110ZM118 264H119V263H118ZM123 264H124V262H123ZM155 264H156V263H155ZM160 264H161V263H160ZM175 264H176V263H175ZM180 264H183V262H182V263L180 262ZM186 264H187V263H186ZM219 264H220V263H219ZM243 264H244V263H243ZM249 264H250V262H249ZM251 264H252V263H251ZM253 264H254V263H253ZM258 264H259V263H258ZM260 264H261V263H260Z\"/></svg>",
  "mask_w": 264,
  "mask_h": 264
}]
</instances>
